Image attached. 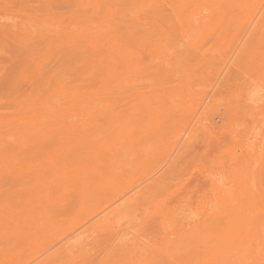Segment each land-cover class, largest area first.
<instances>
[{"label": "rangeland", "instance_id": "374dc122", "mask_svg": "<svg viewBox=\"0 0 264 264\" xmlns=\"http://www.w3.org/2000/svg\"><path fill=\"white\" fill-rule=\"evenodd\" d=\"M17 1V3L15 2V0H12V1H8L7 2V0H0V25L2 24V21H3V23L4 24H2L1 25V27H3L2 29H4L5 28V31L4 30H0V69H2V72H1V70H0V74L1 73H3L2 74V76L0 77V91H1V93H4V95H6V96H8V97H4V95H0V98L2 99H0V121L1 122H3V123H7V124H9V122H14V124L12 123V125L10 126V127H8V126H5V125H0V137L2 136V134H6L7 136H8V138H7V136L6 135H3L2 137L3 138H5L4 139V141L5 142H3V143H6V144H8V145H3L1 142H0V146H1V148H0V165L2 166H0L1 168H0V217H2L1 216V210H4L5 208V205H10V204H12L13 202H15V199H19L20 197H21V195H25L24 193H26L25 191L28 189V191H30L32 188H33V186H31L32 184H31V182H33V181H35L36 179H37V177L40 175V173H41V171H40V169H36L38 172H36V170H30V169H23V173L21 172V170H20V172H18V171H16V170H14L13 172H12V170L13 169H5L6 167H5V164H7V162H11V164L13 163L14 165H16V164H18V160H19V162L22 160V162H26V161H30L31 159H37L38 158V156H37V153L36 154H34V150L32 149L33 147H31L32 145H37V142L36 141H33V140H30L29 141V143L27 142H24V139H20V137L21 136H19L18 134L16 135L15 134V127L18 125V123L17 122H15V120H17V116L19 115V114H21V113H16L17 111H18V109L20 108V106H23L22 104H25V102H29V103H31V101H34V102H36V99L34 98V99H32L33 98V96H34V92H35V89H36V86H38V84L40 83L38 80V77H40L41 75H42V72L45 74V72H46V74L48 75L49 73L51 74V72H63V70H64V72H66L67 70L66 69H68V71L67 72H69V69H70V66H71V60H69V62H68V59L69 58H71L72 56L70 55L71 53L70 52H67L68 50H71V46H70V43L69 42H66V41H68V39H69V41L71 42L72 41V36H68V37H65L64 35H63V32H62V27L61 26H64L65 24H66V22L64 21V19H66V18H69L68 17V15L70 16V14L72 13V11H74V10H77L79 7H81V6H79V7H77L78 5V0H76L77 2V4L76 3H72V2H69V4L68 5H66L67 4V2H65L66 0H31V2H30V0L28 1V3H27V1L26 0H16ZM21 1H23L22 3H21ZM33 1V2H32ZM68 1V0H67ZM71 1V0H70ZM72 1H75V0H72ZM93 3H92V2ZM105 0H86V2L85 3H90V5H85V8H87V7H92V5H95L97 2H100V3H102V4H105V2H107L108 0H106L105 2H104ZM111 3H114L115 2V0H109ZM109 1H108V3H109ZM125 1V3L123 2V0H121V2H120V0H119V2H118V0H117V2H116V4L114 3L113 5H114V8H116V9H118L119 10V13L118 14H120V15H118V23H122V21H123V19H124V24H125V26H123V27H125L126 29L129 27V26H131V28H128L131 32H130V34L132 35V33H133V35L134 36H131L130 34H129V31L127 32L128 34H129V36H130V38L131 39H133L134 37L136 38H141L140 40H142L143 39V37H144V39H147V37H148V33L150 34V32L152 31V29L150 28L152 25H150V24H148V22L151 20V19H153L154 17V15L153 16H151L152 15V13L153 14H156V12L154 13L153 11L155 10V9H153L152 11H150L148 8V6H144V7H142V5L141 6H139L141 3L140 2H142L143 0H141V1H138V0H136V4H135V0H124ZM134 1V2H133ZM147 1V0H146ZM166 1H168V2H166ZM170 1L172 2V4L170 3ZM174 1V2H173ZM179 0H163V2L161 1V8H162V10H161V12L164 14L165 13V11L164 10H166V13L165 14H167V20H170L169 21V23H171V21H173L175 24H174V28L171 30V33H170V35L169 36H171V38L170 39H168L167 40V47H166V45L165 46H163L164 48V50L163 51H165L166 49V54H167V58H168V55H171L172 56V58L175 56L174 55V52L176 51V46L177 47H179V44H181V46H180V48H182V49H184V51H183V54L185 53V54H189L188 56L186 55V57L188 58L189 56H191V58L192 59H190V57H189V59H190V61L191 62H193V61H195V60H197V58H196V53L198 54V59H202V60H198V62H196V64H194V63H192L193 65H195V66H193L192 64H190L191 62H189L188 61V63L186 62L187 60V58L185 57V55L183 56V57H185L183 60L189 65V66H191V67H194V69L193 68H189V66L187 67L186 66V70L188 71V70H190V69H193V70H191L190 71V73H189V71L187 72L186 70L185 71H183V72H185V73H183V72H177V70L174 72L175 74H173V72H172V74H171V72L170 71H172L174 68H171V67H175V68H177L176 67V64L174 63V61H172L171 60V58L169 59H167V69L168 70H170V71H168L167 73L170 75V79L169 80H166V81H163V79H164V77H166L167 79H168V74H166V73H164V77H162V79L161 78H158V81H159V79H160V81H162L161 83H158L157 82V79L155 78V77H158V76H163L162 74H163V72H161V74H160V72H159V74L160 75H158V72H157V69L155 68V66H157L158 64H160L161 63V59H164V58H161V53H162V57H164V52H162V51H158L160 54H158V52H156L155 53V51H150L152 54H154L153 56H151L152 54L151 53H149V51L147 52V50H146V53L147 54H145L144 56L145 57H147L146 55H149L148 57L150 58H153L154 56H156L155 58H158V60H157V62H159V63H156V59H151L150 58V60L152 61H150V60H148L147 58H145V62L148 64V69H147V71H149V73L151 72V80H153V78H155V81L158 83H156L155 81H151L150 80V78L148 79V77H149V74H148V72H146L147 74H142L141 73V75H140V77L142 78V80H143V82H139V81H142L141 80V78H140V80L138 79L137 81H136V87H135V89H128L127 90V88H126V90H124V91H122V92H116V91H111V92H109V93H107L106 94V96H108V97H110V98H108V102H110V104H105V102H106V99H107V97H106V99H105V102H104V107H103V104H101L100 106H92V107H89L88 108V112H90L91 114H90V116H89V118H90V122H88V123H86L87 121L86 120H81L82 118H78V119H74L73 120V122H71V124H70V127L71 126H73V127H71V128H74V125H75V127L76 128H74L77 132H80V133H86V131H87V133L89 132V134L91 133V132H96V130H97V132L99 131V133L101 134V132L102 131H104L102 134H104V133H106L105 131H110V130H113L114 129V126L116 127L117 125H118V123L117 122H121L120 124H123V122H124V124H123V127L124 126H128L131 130H133L132 132L133 133H135V134H137V132H139L137 135H135V137H137L136 139L138 140H136L137 142H139V141H141L140 140V136H141V134H143L142 132H144L146 135L148 134V135H151V133H152V135L153 134H155V135H153V136H155L154 137V140H155V138H156V143H155V141L152 139V142L151 141H149L151 144L149 145V142L147 141V143H146V140H150V137H153V136H148L147 135V137H146V135H144L143 134V136L141 137L142 139L144 138L145 139V142H144V139H143V143L141 142H139L140 143V145L137 147V145H138V143L135 141V144L133 145V147L131 148L132 150H133V154H136V156L137 155H139L140 156V158L139 159H137V157H134V159H132L131 161H132V164H134L133 166H131V168H127V169H125L124 170V174H123V177L125 176V172H128V173H130V170L131 171H135V173L133 172V173H130L131 175H129V176H127V174H126V176L124 177V178H122L121 180H122V187L120 188V191H122L124 188H125V186H127V184H126V182H128V183H130V189L132 190V191H134V192H136V191H138V190H142V194L140 193V197H142L143 196V194H146L148 197H150V196H155V197H157L158 195H161V194H163V196H164V198H163V196L161 197H158V198H155V197H151V198H146L143 202H141L140 204H139V207H138V209L137 210H135L136 212H134V213H123V214H121L120 216H121V219L120 220H113L112 222H103L101 225L100 224H98L100 227H98L97 225H96V221L100 218V217H102L108 210H111V208H107V207H109V206H107L108 204H107V202H105L106 200H105V195H101V193H103V191H109L108 190V188L106 189L105 187H104V185H102V184H99V183H97V184H99V185H95V184H92V185H90V187H89V189H91L92 188V190H91V192L89 193V194H87V196H86V198H85V201H87L86 203H81V202H79L78 201V199L76 198V196L75 195H72L71 196V200H72V203L71 204H68L69 202H65V201H63L62 203H59L57 206V209L58 208H60V209H55L56 207V205H54V206H48L47 207V210H48V208L51 210L52 209V211H46V213L44 212L43 214H42V216H39V217H41L40 219L39 218H37L38 219V221L40 220V222L42 221L43 223H45V221H46V219H44L45 217L47 218V216H46V214H49V212H53L54 214H52V216H54L55 217V215H57L56 216V218H54V217H52L54 220L52 221V219H51V216H50V218H49V216H48V218L50 219L49 221H50V223H52V225L56 222V220H57V223H55V225L54 226H56V224H57V227H56V229H55V227H54V229L56 230H54L55 232H53V234L52 233H49V234H51V235H53V236H51V235H48V236H50V237H48L47 235L44 237V236H40V235H38L37 234V239H35L36 238V236L32 233V232H34V231H32L31 232V234L29 233V234H27V236L29 237V236H31V238H28V240H30L31 241V244H30V246H29V248H27V247H25L24 248V250H23V248L22 247H24V246H20L21 245V243H20V245H18V244H16V242H18V241H16V240H14V239H10V238H13V237H8V239H9V242H8V239H6L7 237H6V235H3V234H1L0 233V235H2L3 237L1 238V236H0V256H5V253H9L8 255H9V257L7 256V257H5L3 260H2V262H0V264H21V262H22V264L24 263V264H37L39 261H40V259H43V257H45L47 254H49V253H53L54 252V255H55V257H60V256H64L65 254H66V252H64L65 250V246H66V243L67 242H69V241H71V240H77L76 238H78L79 239V236H78V234L79 233H81V232H86V233H84L83 234V236L81 237V241H80V243H81V245H80V249L77 251V252H75V254L73 255V256H71L70 254H66L65 255V257H62V260L61 261H59L58 263L56 262V264H132V262H133V264L135 263V264H169L170 262V264H175V263H179V262H181V263H185V264H197V262H199L198 264H264V253L263 254H260V253H257V251L254 253V256L256 257V255H258V262L256 263L255 262V260L253 259V261H254V263L249 259V256H248V253L245 255V253L246 252H244V250H245V248L246 249H248L249 248V245H252V246H254L255 244H256V242L258 241V240H260V239H262V237L260 236V234L259 233H257V234H255V235H253V232H251V234H252V236H251V234H249V233H247L246 232V230H245V226L243 225V223L242 222H235L230 216H228L227 218H223L222 216L220 217L219 216V214L220 213H218V214H216V212H215V210L217 211V210H219V209H217L216 207H217V204H211V202H210V200L212 199V200H214V198L216 197V195H215V193H216V190L215 189H218V188H221V189H224V190H228L229 188H228V186L230 187V183H231V187H230V191H231V189L233 188V189H235V187H237L238 185L239 186H242V184L244 185V183H246V182H251V184H252V181H254V183L253 184H256L257 185V187H258V183H259V188L262 190V188H263V193H264V166H263V164H264V162L262 161L263 159H264V142H262V144H261V150H263V152L261 151V150H257V154H256V156H254L255 157V160H253V159H251V158H249L250 160H249V170H248V172H247V175H248V177L250 178H248L245 174H241L239 171H237L238 169H236V170H234V171H236V173L233 171V169L232 168H235L236 167V165H237V163H240L241 161H242V152H241V150H240V148L238 147V145H237V147H236V144H240V141H239V139L240 140H243L242 138H243V132H241V134H240V131L242 130V129H244V127L243 126H239L240 125V122L241 121H243V117L242 118H240V121H239V119H238V116H237V113H238V111H237V101L239 102V97L237 96V95H234V94H236L237 92H240V87H239V85L237 86L236 84H234V82L235 83H237V84H240L241 82H243V80H245V79H243V78H245L246 77V79L247 80H250L251 81V78L253 77V78H255L256 76H257V81H259V84L261 85V95L264 97V52H263V49L262 48H258V47H263L262 45L260 46L259 44H256L255 46L253 45V47H252V49L254 50V49H256V51L258 52H256V54H255V51H253V50H251V49H248L249 51H248V53L247 54H245V55H247V57H249V58H247L246 56H239L238 57V54L240 53V50L242 49V47L244 46L243 45V42H239V40H241L243 37H244V39L246 38H248L249 37V35L248 34H250V33H247V35H245L244 36V34H239V33H233V35L232 34H230L231 36H229V35H227V38L226 39H229V40H226V43L229 45L230 44V42L232 43V46L230 47V46H226V43H225V45L223 44H219L220 42H222L221 40H219L218 38H220V34H221V31L218 29V28H216L217 30H219V32L216 30V29H214V34H208V35H206L205 36V38H203L204 37V35L201 37V39L199 40L200 42L197 44V43H195L196 44V46L195 47H198V48H191V47H188L187 45V43H190V42H192V40H190L189 38H187L186 37V32L185 31H183V29H182V27H183V25H180L178 22H176L175 20V15L174 14H172V10H173V8H181L182 6L181 5H184V2L182 3V2H178ZM15 2V3H14ZM20 2V3H19ZM25 2L27 3V5H26V7H25ZM29 2H30V4H29ZM54 2V3H53ZM65 2V3H64ZM123 2V3H122ZM131 2L132 3H134V4H132V5H130L131 4ZM166 2V3H165ZM176 2V3H175ZM5 3H6V5H5ZM92 3V4H91ZM140 3V4H139ZM162 3H163V5H162ZM165 3V4H164ZM169 3L173 6L172 8H170L171 6L169 5ZM178 3V4H177ZM10 4V5H9ZM31 4H32V6H31ZM71 4H73L74 5V7L75 8H77V9H74L73 7H70V5ZM137 4H138V7H137ZM176 4V5H175ZM180 4V5H179ZM72 5V6H73ZM77 5V6H76ZM80 5V4H79ZM124 5L126 6V7H128V14L126 13V10H127V8H126V10H125V8H124ZM167 5V7H165V9H164V6H166ZM175 5V6H174ZM14 8H13V7ZM30 6L33 8H31L30 9ZM68 6H69V8L71 9H69L70 11H71V13H68L69 12V10H68ZM131 6H134L133 8H135V10H132L131 12L129 11L130 10V8H131ZM163 6V7H162ZM12 7V8H11ZM22 7H24V8H22ZM27 7H29L28 9H30L31 10V12H30V10H29V14H26L28 11H27ZM82 7H84V6H82ZM79 8L77 11H80V12H82L81 10L83 9L84 11H86L85 10V8ZM130 7V8H129ZM140 7V8H139ZM16 8H20L19 10H20V12H19V10H18V12H17V10H15ZM21 8L22 9H26V11H22L21 10ZM47 8H48V11H45V12H41V11H38V10H41V9H45V10H47ZM52 8V11L50 10ZM74 10H73V9ZM137 8H139V10L137 9ZM151 8V7H150ZM192 7H190V6H188V13H190L189 11H191L192 9H191ZM132 9V8H131ZM148 9V10H147ZM42 10V11H43ZM49 10L52 12V13H50L49 12ZM125 10V11H124ZM141 11V14L140 15H142L143 13V17L144 18H142V19H140L138 16H137V14L139 13ZM172 11V12H171ZM7 12V13H6ZM24 12H26L25 14V16L23 17V13ZM46 12H48V14L46 13ZM62 13L63 12V14L61 15L60 13ZM66 12V13H65ZM123 12H125V14L123 13ZM145 12H147V13H145ZM151 14H150V13ZM191 12H194V8H193V11H191ZM11 13V14H10ZM37 13H39V14H37ZM56 13H59V14H56ZM123 13V15H122V17H120L121 16V14ZM13 14H15V15H13ZM40 14H44L42 17H44V18H40ZM90 14V16H92V17H95V16H93V15H97V13H95V14H93V12H90L89 13ZM88 14V15H89ZM127 14V15H126ZM133 14H135V15H133ZM17 15V16H16ZM22 15V16H21ZM32 15H34L33 17H31ZM48 15L50 16V18L48 17ZM57 15V16H56ZM60 15V16H59ZM124 15H126V16H124ZM131 15V16H130ZM6 17V18H3V17ZM13 16V17H12ZM22 18H21V17ZM27 16H29V17H27ZM36 16H38V17H36ZM64 16H66V17H64ZM97 16H99V15H97ZM97 16H96V18H97ZM129 16V17H128ZM174 16V17H173ZM17 17V18H16ZM25 17H26V19H25ZM53 17H55V19L53 18ZM57 17V18H56ZM136 17V18H135ZM146 17V18H145ZM12 18L15 20L14 22H12ZM34 18V19H33ZM52 18V19H51ZM63 18V19H62ZM151 18V19H150ZM171 18H173V19H171ZM21 19V20H20ZM42 22H41V21ZM48 20V21H47ZM62 20V21H61ZM28 21H30L31 23H29ZM36 21H38V22H36ZM40 21V22H39ZM55 21V22H54ZM57 21V22H56ZM140 21V22H139ZM26 22H28V23H26ZM35 22V24H33L32 25V23H34ZM59 22H61V24L59 23ZM64 22V23H63ZM172 22V23H173ZM7 23H13L12 25H15L16 26V28H14L15 26H13L12 27V25L11 24H7ZM15 23V24H14ZM146 23V24H145ZM177 23V24H176ZM28 25V26H26V25ZM31 26H30V25ZM46 24H48V25H46ZM64 24V25H63ZM123 23H122V25H124ZM145 24V25H144ZM23 25V26H22ZM39 25V26H38ZM122 25L120 24H118V25H116V28L119 30H116L118 33L120 32V34H118V35H120V37H122V35H121V32H122ZM128 27H127V26ZM176 25V26H175ZM179 27H178V26ZM6 26V27H5ZM24 26H26L25 28H27V27H31V28H33L34 29V31L36 32L35 34H34V32H33V29L31 30V28L29 29H25L24 28ZM43 26V27H42ZM47 28V26H50L51 28H47V29H45V27ZM145 26H146V30H147V28L149 27V29L151 30H147V32H146V30L144 29L145 28ZM180 26H181V29H177V27L178 28H180ZM24 29V32H23V29ZM56 27V28H55ZM153 27V26H152ZM154 27H156L155 29H158L159 30V28H157L158 26H156V25H154ZM153 27V28H154ZM21 28V29H20ZM40 28V29H39ZM56 29V32L54 31V29ZM125 28H123L124 30H125ZM1 29V28H0ZM15 29V30H14ZM132 29V30H131ZM175 29H177V30H175ZM10 30V31H9ZM14 30V31H13ZM48 30H49V32H50V34H52L53 36H51L50 34H49V32H48ZM53 30V31H52ZM58 30V31H57ZM61 30V31H60ZM144 30V31H143ZM154 30V29H153ZM31 31V32H30ZM127 30H125L124 32H122V34L124 33L125 34V32H126ZM139 31L141 32V34L139 33ZM148 31H150V32H148ZM177 31H179L178 33H177V35H176V32ZM213 31V30H212ZM212 31H210L209 33H212ZM2 32V33H1ZM3 32H4V34H3ZM39 32V33H38ZM134 32H135V34H134ZM159 32H160V30H159ZM137 33H139L140 35H141V37H140V35L139 34H137ZM152 33V32H151ZM241 33V32H240ZM244 33V32H243ZM8 34V35H7ZM50 35V37H48L49 35ZM123 34V36L124 37H122L123 39L124 38H128L129 39V36H128V34H125L124 35ZM138 36H137V35ZM147 36H146V35ZM154 35H155V33H153ZM153 34H152V36H153ZM181 34V35H180ZM196 33H193V35L192 36H197V34L195 35ZM207 34V33H206ZM215 34H218L219 35V37H217L218 35H215ZM5 36V38H3V36ZM19 35L20 36H23V37H19ZM58 35V36H57ZM158 35V34H157ZM174 35V36H173ZM176 35V36H175ZM210 35V36H209ZM213 35V37H211ZM237 37H236V36ZM239 35H241L240 37H238ZM128 36V37H127ZM173 36V37H172ZM207 36H209V37H207ZM133 37V38H132ZM157 37L158 36H153V38H156V41H158V39H157ZM177 37V38H176ZM184 37V38H183ZM207 37V38H206ZM217 37V38H216ZM17 38H19L20 39V41H17L18 39ZM52 39L51 41H50V39ZM68 38V39H67ZM136 38V39H137ZM216 40H215V39ZM235 38H236V40H235ZM25 39H27V40H25ZM41 39L43 40V41H41ZM45 39V40H44ZM46 39H47V41L49 40V42H47L46 41ZM71 39V40H70ZM174 39V40H173ZM221 39V38H220ZM231 39H233V40H235L234 41V43H233V41L231 40ZM13 40H15V43H13L12 41ZM40 42V43H38V41ZM62 40H63V42H62ZM66 40V41H65ZM178 40V41H177ZM204 40V41H203ZM217 40L218 41H220V42H217ZM28 41V42H27ZM30 41V42H29ZM32 41V42H31ZM35 41H37V42H35ZM56 43H54V42ZM64 41H65V44H67V46H65V45H63L64 44ZM189 41V42H188ZM218 43V45H215V43L216 42ZM236 41H237V43H236ZM19 42V43H18ZM21 42V43H20ZM26 42H27V44H26ZM47 42V43H46ZM51 42V43H50ZM178 42H179V44H178ZM183 42V43H182ZM215 42V43H214ZM19 44L20 46H18V45H16V44ZM28 43H30V44H28ZM48 45L47 47L45 46L46 44ZM61 43V44H60ZM81 43V42H80ZM170 43H171V45H170ZM200 43H202V45H199ZM239 43V44H238ZM14 44L16 45L15 47H14ZM38 44V45H37ZM53 44V45H52ZM82 44H83V42H82ZM169 44V45H168ZM172 44H174V45H172ZM195 44H192V45H195ZM236 44H237V47H236ZM12 45V46H11ZM55 45V46H54ZM59 45V47L58 48H53V46L54 47H57ZM191 45V44H190ZM231 45V44H230ZM239 45V46H238ZM242 45V46H241ZM64 46L65 47V49L67 50H65L64 49V47L62 48V47ZM153 47V44H150V47ZM170 46L173 48V50H172V48H170ZM185 48H184V47ZM199 46H202V47H200L199 48ZM215 46V47H214ZM219 46V47H218ZM234 46H235V48H234ZM250 46H252L251 44L249 45V46H247V47H249V48H251ZM13 47V48H12ZM25 48V50H29L28 52L27 51H25L24 50V48ZM45 47H46V49H45ZM149 47V46H148ZM148 47H146L147 49H149ZM150 48V49H154V48ZM155 47V46H154ZM218 47V48H217ZM229 47L230 48H232V49H229ZM240 47V48H239ZM18 48H19V50H20V48L22 49L21 51H19L18 50ZM52 48L53 49H55V51L54 50H52ZM60 48H62L63 49V51H64V53H65V51H66V55H67V53L71 56H69L68 57V55L67 56H62V57H60V58H58V56L59 55H62L63 54V52H62V54H59V52H60ZM69 48V49H68ZM166 48V49H165ZM170 48V49H169ZM219 48H221V49H219ZM223 48H225V50L223 49ZM228 48V49H227ZM236 48H237V50H236ZM15 49H17V50H15ZM57 49V50H56ZM174 49H175V51H174ZM187 49V50H186ZM190 49L192 50V51H190ZM257 49H259V50H257ZM262 49V50H261ZM38 50H40L39 52H40V54H38ZM172 50V51H171ZM204 50V51H203ZM206 50V51H205ZM210 50H212V52H211V54H210ZM229 51V52H226V51ZM17 51H19V52H17ZM22 51H24L23 53H21ZM37 52V54H35V52ZM54 51V52H53ZM171 51V52H170ZM196 51H198V52H196ZM232 52V57H231V55H229L228 53H231ZM233 51H235V52H233ZM10 52L11 53H13L14 54V56H15V54H17L15 57L14 56H9V55H13V54H10ZM34 52V53H33ZM57 52H58V55H57ZM173 52V53H172ZM177 52V51H176ZM190 52H191V54H190ZM192 52H193V54H192ZM194 52H195V54H194ZM200 52V53H199ZM222 52H223V54H222ZM251 52H254V53H251ZM24 53H32L31 55H29V54H24ZM42 53V54H41ZM56 53V54H55ZM170 53V54H169ZM202 53H204V54H202ZM206 53V54H205ZM220 53V54H219ZM224 53H225V55H226V57L224 56ZM236 53V54H235ZM19 54H22V55H24V56H22V58H21V56H19ZM53 54V55H52ZM176 54V53H175ZM210 56H209V55ZM218 54L220 55V56H218ZM229 56H228V55ZM29 55V56H28ZM41 55V56H40ZM221 55H222V58H221ZM236 55V56H235ZM249 55V56H248ZM250 55H251V57H250ZM255 55V57H253ZM20 57V59H23L24 60V57H26L27 59L26 60H30L29 62L31 63V65L33 66H35V67H37V69L36 68H33V67H31L30 66V64L28 63V61L26 62L25 60V64L26 63H28L26 66L28 67V69L27 68H25L26 66H22L21 65V63H23L24 64V62H21V63H19V61H17L18 60V58ZM56 56V58H55V60L56 59H61V58H64V57H67L65 60L63 59H61L62 61H60V63L61 62H63V63H65V65L64 64H60V63H56V61H58V60H54V57ZM201 56H202V58H201ZM218 56V59L217 58H215V60H213L214 59V57H217ZM224 56V57H223ZM227 56H228V60H227ZM10 57H13V59L12 58H10ZM17 57V58H16ZM36 57H37V59H36ZM231 57V58H230ZM235 57H237V58H235ZM40 58V59H39ZM196 58V59H195ZM229 58H230V60H229ZM19 59V60H20ZM44 59V60H43ZM52 59V60H51ZM195 59V60H194ZM204 59V60H203ZM217 59V60H216ZM231 59H233V60H231ZM234 59H235V61H234ZM254 59V60H253ZM12 60H16L18 63H19V65H21V69H22V71H21V69H20V71H18V72H20V74H21V76H20V74L19 73H17V71L16 70H14V65L15 64H17V62L15 61H13L14 63H12ZM42 60V61H41ZM160 60V61H159ZM169 60V61H168ZM211 60H212V63L213 64H209V65H205L206 64V62H207V64L209 63V62H211ZM225 61V63H224V61ZM241 60H244V62L245 61H248L247 63L249 64V63H252V64H249V67H247L248 65H247V63H246V65L244 66V62H242ZM5 61V62H4ZM7 61H9V62H7ZM22 61V60H21ZM66 61V62H65ZM148 61H150L151 62V64L150 63H148ZM154 61V62H153ZM170 61H171V63H170ZM204 61V62H203ZM206 61V62H205ZM209 61V62H208ZM228 61H231L232 62V64H231V62H228ZM238 61H239V63L241 64H239L238 63ZM256 61V62H255ZM7 62V63H6ZM223 62V63H222ZM226 62H227V64L228 65H226ZM6 63V64H5ZM33 63V64H32ZM34 63H36V65L34 64ZM155 63V64H154ZM185 63V64H186ZM200 63L202 64V65H200ZM203 63H205V64H203ZM235 63H237V64H235ZM11 64H13L12 66H13V68H11L12 66H11ZM24 64V65H25ZM68 64V65H67ZM186 64V65H187ZM223 64V66L225 67H221V65ZM240 66H239V65ZM256 64V65H255ZM30 67H29V66ZM37 65H40V67L39 66H37ZM199 65V68L197 67ZM261 65H263V66H261ZM11 66V67H10ZM45 67V70H44V67ZM169 66H171V67H169ZM201 66H202V68H201ZM205 66V67H204ZM208 66V67H207ZM212 67L214 70H215V68H216V72L215 71H213V69L212 68H210V67ZM219 66H220V68H219ZM236 66V67H235ZM16 67L18 68V67H20V66H18V64L17 65H15V69H16ZM25 68V69H23V68ZM41 67H43V69H41ZM151 67V68H150ZM207 67V70H209V68H210V72L209 71H207L206 69H204V68H206ZM226 67H227V69H226ZM230 67V68H229ZM233 67L235 68V69H233ZM237 67H240L239 69H240V71H239V69L237 70L236 68ZM244 67V68H243ZM254 67V68H253ZM9 68H11L10 70L12 71V69H13V71H16V72H14L15 74L17 73V75H16V77H15V75H14V77L15 78H17V76L18 77H20V79L22 78V80L24 79H26L25 80V83H23L24 81H21V80H19L18 78L16 79V81H15V79H13L14 81L13 82H17V84H18V80H19V85L21 86V90H20V92L18 93V92H15V88H16V90H19V88H17L16 86L17 85H14L12 82H10V81H12L11 79H10V77H8L9 75H8V73L7 72H9ZM29 68L30 69H34L35 70V74H33L34 72H32V73H30L31 71H34V70H29ZM53 68V69H52ZM55 68V69H54ZM154 70H153V69ZM198 68V69H197ZM201 68V70H199ZM218 68V69H217ZM224 68V69H223ZM232 68V69H231ZM250 68H252L251 70H250ZM263 68V69H262ZM19 69H17V70H19ZM58 69V70H57ZM151 69V70H150ZM228 69H229V71H228ZM230 69L232 70V71H230ZM24 70H26V71H24ZM30 72H29V71ZM38 70V71H37ZM54 70V71H53ZM66 70V71H65ZM175 70V69H174ZM195 70H199L198 72L197 71H195ZM202 70H204L203 72H205L206 74L208 73V75H206V74H204L203 72H202ZM222 70H223V72L225 73H223L222 72ZM247 72H246V71ZM28 71V72H27ZM50 71V72H49ZM214 73H213V72ZM218 71V72H217ZM226 71V72H225ZM244 71V72H243ZM248 71H250L251 73H249ZM8 75H6L5 73ZM47 72H49V73H47ZM176 72L177 73H179V74H177V76H175L176 75ZM192 72L194 73H197L198 74V76H199V80L197 79L198 78V76H196L197 74H194V75H192ZM199 72H200V74H199ZM246 72V73H245ZM12 74H13V72H11ZM23 73V74H22ZM32 74L31 76H30V74ZM157 73V74H156ZM211 73V75H209ZM219 73H222V74H219ZM226 73L228 74V75H226ZM247 73H248V75H247ZM9 74H10V72H9ZM45 74V75H46ZM181 74H182V76H181ZM187 74V75H186ZM238 74H240V78H239V75ZM244 76V77H242V75ZM257 74H259V75H257ZM34 75H37V77L36 76H34ZM39 75V76H38ZM148 75V76H147ZM155 75V77H153ZM158 75V76H157ZM171 75H172V77L173 78H171ZM180 75V76H179ZM183 75H184V78H183ZM186 75V76H185ZM190 75H192V76H190ZM204 75H206L205 76V79H206V77L208 78V80L209 81H204ZM222 75H224V76H222ZM225 75H226V78L224 79L225 81L223 82L224 84H226V86H224L222 83H221V80L223 81V77H225ZM250 75H252V76H250ZM262 75V76H261ZM7 76V77H6ZM11 76H13V75H11ZM26 76V77H25ZM29 76V77H28ZM147 76V77H146ZM190 76V77H189ZM222 76V77H221ZM229 76V77H228ZM248 76V77H247ZM255 76V77H254ZM262 78H261V77ZM13 77V78H14ZM32 77V78H31ZM138 77V76H137ZM148 79V80H146V78ZM175 77H177V78H179V80L177 79V80H175L176 78ZM183 78V79H181V78ZM194 77V78H193ZM216 77V78H215ZM219 77V78H218ZM12 78V77H11ZM37 78V79H36ZM165 78V79H166ZM175 78V79H174ZM190 79V78H193L192 79V81L191 82H187V83H190V85L192 86H190L189 84H185L184 83V81H181V80H185V82L187 81L186 79ZM218 78V79H217ZM221 78V79H220ZM231 78H233L232 79V81L230 80ZM249 78V79H248ZM5 79H6V81H5ZM30 79V80H29ZM215 79H217V82L218 83H216L215 81ZM239 79H241V81L239 80ZM7 80H9V81H7ZM174 80V81H173ZM198 80V81H197ZM219 80H220V83H219ZM230 80V81H229ZM236 80V81H235ZM5 81V82H4ZM28 81H30V83L31 84H27V83H29ZM159 81V82H160ZM180 81V82H179ZM200 81V82H199ZM202 81V82H201ZM239 81V82H238ZM261 81H263L262 83H261ZM27 82V83H26ZM145 82V83H144ZM146 82H147V84H146ZM152 82H154V83H152ZM163 82H165V83H163ZM172 82V83H171ZM174 82L176 83V85L174 84ZM179 82V83H178ZM193 82V83H192ZM233 82V83H232ZM5 83V84H4ZM6 83H7V85H9V83H10V85H11V83L14 85L13 86V88H9V89H13L12 91H9V89L7 90V88L5 89V86L4 85H6ZM21 83H22V85H21ZM142 83H143V85L145 84L146 85V88H147V86H149L150 87V85H152V86H154V85H160L161 87H163V89H165L164 87L166 86V88H167V86H168V91H167V89L166 90H162V88L161 87H159V88H161V89H159V91L160 92H158V94H156V92H157V90L158 89H156L158 86H155V87H150V90H151V88H154V90L152 89V91H150V90H148V88H147V91H149L148 92V95L147 94H145V93H147V92H145L144 93V91L143 90H145V88H143L144 86L142 85ZM167 83V84H166ZM168 83H169V85H171V84H173V85H171V88L172 89H169L170 87H169V85H168ZM181 83H183L185 86H183V84L182 85H180ZM202 83V84H201ZM211 83H214L215 84V88L214 89H210V88H212V87H214L213 85L214 84H212L211 85ZM229 83V84H228ZM16 84V83H15ZM25 84H27V85H25ZM193 84V85H192ZM218 84L219 85H222V86H224V87H222V86H218ZM234 84V85H233ZM3 86V88H2V86ZM10 85L8 86V87H10ZM43 85V84H42ZM206 85H208V86H206ZM231 85H233V86H231ZM235 85L237 86V88L234 90V88H235ZM19 86V87H20ZM141 86V87H140ZM143 86V87H142ZM173 86V87H172ZM195 86V87H194ZM209 86H210V88H209ZM7 87V86H6ZM12 87V86H11ZM23 87H24V89L25 88H27V89H25L26 91H24L23 93H21L22 92V90H24L23 89ZM30 87V88H29ZM34 87V88H33ZM45 87V86H44ZM182 89V91H183V93L181 94L180 92H182V91H180L181 89ZM185 87V88H184ZM188 87H191L190 89L188 88ZM222 87V88H221ZM226 87V89H223V88H225ZM229 87V88H228ZM2 88V89H1ZM195 88V91L197 90V92H196V94H198V95H194L195 94V92H194V90H191V89H194ZM197 88V89H196ZM217 88V89H216ZM218 88H220V89H218ZM233 88V89H232ZM179 91H178V90ZM210 89V90H209ZM216 89V90H215ZM226 90V92H224L223 90ZM5 90H7V92H6V94H5ZM133 90V91H132ZM162 90V91H161ZM174 90V92H172ZM184 90H185V92H184ZM189 90V92H187L186 93V91H188ZM219 91V93L220 94H222V95H220L219 93H218V91ZM227 90H228V92L229 93H227ZM230 90H232V91H230ZM237 90V91H236ZM14 91V92H13ZM126 91V92H125ZM130 91V92H129ZM146 91V90H145ZM153 91H156L155 93H153ZM164 91V92H163ZM171 93H170V92ZM175 91H178V92H175ZM192 91V92H191ZM214 93H213V92ZM221 91H223V92H221ZM236 93H235V92ZM10 92H13V94L12 93H10ZM26 92V93H25ZM152 92V93H151ZM163 94H162V93ZM191 92V94L190 95H192V96H189L188 94ZM231 92H233V93H231ZM9 93H10V95H11V98H9ZM115 93H117V94H115ZM141 93H143V95H141L142 96V98H144V99H142V98H140L141 96H139ZM150 93H151V95H150ZM159 93H161V94H159ZM193 93V94H192ZM217 93H218V95H219V97L218 96H216L217 95ZM224 93H226V94H224ZM231 93V95H230V97H229V94ZM15 94V95H14ZM131 94V95H130ZM138 96H137V95ZM169 94H170V96H169ZM173 94V95H172ZM181 96H180V95ZM237 94H239V93H237ZM18 95H20V96H18ZM113 95V96H112ZM129 95L130 96H132V97H129ZM133 95H136L135 97L133 96ZM146 96V97H143V96ZM152 95H153V97H152ZM155 95H156V97H157V99L155 98ZM159 95V96H158ZM163 95L165 98H161L162 100H160V98L159 97H161V96ZM166 95L168 96V97H166ZM183 95V96H182ZM208 96V99H207V96ZM213 96V98L216 96V99H215V102H216V104H217V106H216V104H214V102L213 103H211V105L209 106L208 104L210 103V97L211 96ZM225 95V96H224ZM14 96V97H13ZM16 96V97H15ZM17 96H18V98H17ZM162 96V97H163ZM176 96L178 97V99L176 98ZM186 96V97H185ZM196 96V97H195ZM228 96V97H227ZM236 96V97H235ZM13 97V98H12ZM138 99H137V98ZM185 97V98H184ZM187 97H188V99H187ZM193 97H194V100H195V102L196 101H198V99L200 100V102L198 101V102H196L198 105H199V107H198V105L196 104V103H194V100H193ZM6 98V99H5ZM10 100H9V99ZM114 98V99H113ZM129 98V100H127ZM148 98V99H147ZM149 98H150V100H149ZM153 98L155 99V102H156V100H157V102L156 103H154V105H152L153 104ZM167 98V99H166ZM223 98H226V99H223ZM230 98V99H229ZM234 98V99H233ZM237 100H236V99ZM3 99H5L4 100V102H6V104L7 105H9V106H6V104H4V102H3ZM13 101H12V100ZM110 99H111V101H110ZM143 100L141 103H140V101L141 100ZM145 99L147 100V106H151L152 105V109L151 108H149V107H147L149 110H152V114H150V115H145L146 114V111H148L147 110V108L145 107V109H144V105L143 104H145L144 103V101H145ZM169 99V101L170 102H172V103H170L169 101H167ZM185 99V100H184ZM201 99H204V100H201ZM228 99V100H227ZM233 99V100H232ZM239 99V100H238ZM17 100V101H16ZM25 100V101H24ZM120 100V101H119ZM126 102H125V101ZM137 102H136V101ZM167 102H166V101ZM172 100H174L175 102H176V104H175V102L173 103V101ZM179 100V101H178ZM181 100H184V102H180ZM11 101L13 102V103H11ZM119 101V102H118ZM130 103V104H128V102ZM135 101V102H134ZM192 101V102H191ZM202 101V102H201ZM206 101V102H205ZM226 101H228V102H226ZM232 101H234V102H232ZM236 101V102H235ZM15 102V103H14ZM113 104H112V103ZM164 102H166V103H164ZM177 102H178V104H177ZM187 102H189V104L187 103ZM232 103V105H231V103ZM264 99H263V101H262V103H261V105H260V107H261V113L263 112L264 113V109H262V107L264 108ZM115 103V104H114ZM120 104V105H118V104ZM135 103H138L139 104V107H141L142 105V107H143V109L144 110H146V111H144L143 109H139L138 108V104H136L135 105ZM169 103V104H168ZM190 103H192V105H193V110H189V109H192V105L190 104ZM230 103V104H229ZM234 103V104H233ZM1 104H3V105H1ZM16 105V106H14V105ZM19 104V105H18ZM160 106H159V105ZM167 104V105H166ZM180 104V105H179ZM182 104V105H181ZM184 104H185V106H184ZM188 104V105H187ZM214 104V105H213ZM225 104H226V106H225ZM5 105V106H4ZM116 105V106H115ZM134 105H135V107H137V108H135L134 107ZM145 105V106H146ZM156 105H158L159 107L158 108H162V105H163V108L162 109H158L157 107H156ZM166 105V106H165ZM175 105V106H174ZM178 105V106H177ZM196 105V106H195ZM208 105V106H207ZM219 105V106H218ZM221 105V106H220ZM223 105V106H222ZM231 105V106H230ZM234 105V106H233ZM130 106V107H129ZM170 106H174L173 108L174 109H176L177 107V109H176V112L174 111V113L176 114H178L179 116L181 115L183 118H186L185 120L183 119V118H180V119H178L179 118V116H178V118L177 117H175V116H177V114L176 115H174L173 113H171V112H173V110H171V111H169V109H168V107L170 108ZM181 106V107H180ZM213 106V107H212ZM6 108V110H4L3 108ZM8 107V108H7ZM9 107H10V111H9ZM14 107V109L16 110V108H17V110L15 111V113H16V115H15V113H14V110L12 109ZM100 107H101V110H100ZM115 109H114V108ZM155 107V108H154ZM185 107V108H184ZM189 107V108H188ZM201 107V108H200ZM204 107V108H203ZM208 107H210L209 108V110L210 109H212L213 108V111L214 110H218V113L219 114H221V113H224V111H225V113H224V115H226V119L228 120V118H229V122H227V120L225 119V121L223 120L224 118H222L223 116H220V117H218L217 119H213L212 120V118H216V117H214V116H216V115H212L214 112L213 111H209V113H208V109H207V112H206V108H208ZM212 107V108H211ZM225 107V108H224ZM231 108V109H233L232 111L230 110V109H228V108ZM99 108V109H98ZM136 109V110H133V109ZM157 108V109H156ZM182 108V109H181ZM196 108V109H195ZM215 108V109H214ZM220 108V109H219ZM2 109V110H1ZM110 109V110H109ZM124 111V113L122 114V110ZM165 109H168V110H165ZM184 109V110H183ZM227 109V110H226ZM103 110V111H102ZM133 110V111H132ZM153 110H155V111H153ZM181 110V111H180ZM195 110V111H194ZM197 110H199V111H197ZM5 111V112H4ZM19 111H20V109H19ZM136 111V112H135ZM158 111V112H157ZM160 111V112H159ZM163 111H167V112H164L163 113ZM180 111V112H179ZM183 111H185L186 113L189 111L190 113L188 114H186L185 112H183ZM193 111V112H192ZM198 113H197V112ZM201 111H202V113H204V115H203V118L204 117H207V118H205L204 120H205V124H206V126H207V123L209 124L208 125V127H205V132H200V134H198L199 132H195L194 133V136H193V138L191 139L192 141H189V142H193V146H192V143H189V142H187L186 143V145L184 146V144L182 145V144H179L178 145V142H179V139H180V131H182L183 129H187L188 128V131H190L193 127H194V124H195V120H196V118H198V115H200L199 114V112L201 113ZM206 113H205V112ZM219 111H222V112H219ZM229 111V112H228ZM10 112V114H8V113ZM21 112V111H20ZM100 112H102V113H100ZM116 112H117V114H119V113H121L120 115H117L116 114ZM140 112V113H139ZM145 112V113H144ZM149 112H151V111H149ZM169 112H170V114H169ZM197 113V115H196V113ZM217 112V111H216ZM4 113V114H3ZM12 113H14V115L12 114ZM98 115H97V114ZM100 113V114H99ZM137 115H136V114ZM144 113V114H143ZM155 113V114H154ZM159 113L160 114H163V117H162V115H160V117H161V119H160V117H158L159 116ZM167 113V114H166ZM191 113H195V116H194V114H192L191 115ZM218 113H217V115H218ZM229 113V114H228ZM231 113V114H230ZM262 113V114H263ZM111 114H112V116H111ZM134 114V115H133ZM182 114H186V116L185 115H182ZM207 114V115H206ZM209 114H210V117H208L209 116ZM216 114V113H215ZM259 114H260V111H259ZM2 115V116H1ZM8 115H9V117H8ZM121 115H123V117H121ZM128 115V116H127ZM144 117H143V116ZM151 115H152V117H151ZM168 115V116H167ZM174 115V116H173ZM206 115V116H205ZM223 115V114H222ZM229 115H231V116H229ZM12 116H13V118H12ZM15 116V117H14ZM100 118H99V117ZM104 116V117H103ZM126 116V117H125ZM131 116V117H130ZM137 116L138 117H140V119L138 120L137 119ZM180 116V117H181ZM185 116V117H184ZM219 116V115H218ZM146 117V118H145ZM193 117H195V118H193ZM233 117V118H232ZM236 119H235V118ZM258 117H259V120H258ZM257 117V119H256V122H261V120H263L264 121V116L262 115H259ZM260 117H262V118H260ZM7 118V119H6ZM91 118H93L92 120H91ZM107 118V119H106ZM125 119V120H122V119ZM164 118H165V121L168 123L167 125H169L170 123L169 122H171L172 120H173V122H174V120H176L177 122H174V125H175V123H177V124H179V122L181 123L182 122V124H181V126H180V124H179V127H181L182 129H179V131H178V129H177V131H174V129L176 128V127H178L177 126V124L175 125V127H174V129H173V123L171 124L172 125V127H170V125L168 126V127H170V128H167V126H164L163 127V122H165L164 121ZM190 118V119H189ZM10 119V120H9ZM96 119H98V120H102V122L100 123V122H98ZM109 119V120H108ZM138 121H137V120ZM145 119V120H144ZM148 119V120H147ZM181 119H182V121H181ZM188 119V120H187ZM193 121H192V120ZM208 119V120H207ZM237 120V122L238 123H236V121L235 120ZM5 120V121H4ZM8 120V121H7ZM131 120V121H130ZM154 120V122L155 123H153L152 121ZM178 120H180L179 122H178ZM186 120H187V123L189 122V124L187 125V123H185L186 122ZM84 122V123H81V124H79L80 122ZM91 121H92V123H91ZM140 121V122H139ZM148 121V122H147ZM185 121V122H184ZM190 121H192V122H190ZM211 121H214V123L213 122H211ZM215 121H216V125H218V128H217V126L215 125ZM223 121L225 122V123H223ZM70 122V121H69ZM98 122V123H97ZM152 122V123H151ZM160 122H162V123H160ZM217 122H218V124H217ZM74 123V124H73ZM76 123L78 124V125H76ZM99 123H100V125H99ZM144 123H146V126H145V124ZM192 123H194V124H192ZM213 124V126H212V124ZM227 123V124H226ZM234 123H236L237 125H235ZM242 123V122H241ZM67 124V123H66ZM66 124H64V126H66ZM87 124H88V126H87ZM106 124V125H105ZM108 124H110V127L108 126ZM113 124H114V126H113ZM149 124H150V126H149ZM156 124V125H155ZM159 126H161V127H158V125ZM191 124V125H190ZM226 124V125H225ZM230 124V125H229ZM231 124H234V125H231ZM14 125H16L15 127H13ZM54 127H57V126H63V124L62 125H60V124H58V121L57 122H55L54 123ZM67 125H69V123L67 124ZM89 125H90V127H89ZM103 125H104V127H103ZM142 125H144V126H142ZM155 125V126H154ZM164 125H166V124H164ZM3 126H4V128H3ZM79 126H80V128H79ZM86 126V127H85ZM187 126V127H186ZM193 126V127H192ZM211 126H212V129L214 128V126H216L213 130H211ZM222 126V129L224 130H222L221 129V131H222V134H220L221 133V131L219 130L220 129V127ZM7 128V131L9 132H6V130H3V129H6ZM89 127V128H88ZM97 127H100V129L102 130V131H100L99 130V128H97ZM113 127V129H111ZM209 127H210V129H209ZM226 127V128H225ZM231 127V128H230ZM241 127H242V129H241ZM2 128V129H1ZM84 128V129H83ZM86 128H88L89 129V131H88V129H86ZM108 128H110V130L108 129ZM133 128V129H132ZM149 128V129H148ZM206 128H208V129H206ZM104 129H106V130H104ZM154 131H153V130ZM156 129L157 130H159L160 131V134H159V131H156ZM168 129V130H167ZM190 129V130H189ZM84 130V131H83ZM141 130V131H140ZM171 130H173V133H171L170 131ZM176 130V129H175ZM206 130L208 131L209 130V132L207 133L206 132ZM2 131H3V133H2ZM5 131V132H4ZM167 131V133H164V132H166ZM213 131L214 132H217V133H213ZM219 131V132H218ZM228 131H229V134H228ZM231 131V132H230ZM11 132H13L12 134L13 135H11ZM210 132H211V134H210ZM57 133V132H56ZM59 133V132H58ZM171 134V137H170V134ZM175 133V134H174ZM206 133V134H205ZM213 133V134H212ZM236 133H239L238 134V136H235L236 135ZM10 134V135H9ZM140 134V136L138 137V135ZM167 134V135H166ZM169 134V135H168ZM218 134H220L219 136H218ZM14 135H15V137H14ZM159 135L161 136L160 138H159ZM181 135H182V133H181ZM197 135V136H196ZM198 135H200V139H199V136ZM209 135H210V137H209ZM212 135V136H211ZM10 136V137H9ZM11 136H12V138L13 139H11ZM17 136H19L18 138H16ZM164 136L166 137V138H164ZM195 136H196V138H195ZM218 136V137H217ZM221 136V137H220ZM264 124H263V132H262V141H264ZM149 137V138H148ZM177 139H176V138ZM182 137H183V135H182ZM203 137H205V138H203ZM208 137V138H207ZM237 137H239L238 139H237ZM245 137V136H244ZM7 138V139H6ZM9 138L11 139V141L9 140ZM27 138V140H29L30 138H28V137H25V139ZM139 138V139H138ZM176 140H175V139ZM222 138V139H221ZM235 138V139H234ZM165 139V140H164ZM196 139H198V141L196 140ZM203 139H205V140H203ZM237 139V140H236ZM8 140V141H7ZM162 140H164V141H162ZM184 140H185V138H184ZM183 140V141H184ZM200 140V141H199ZM206 140H208L207 142H208V145L206 146V147H203L204 146V144L206 145L207 144V142H206ZM213 140V142H211ZM215 140V141H214ZM236 140V141H235ZM14 141V142H13ZM173 141V142H172ZM176 141V142H175ZM205 141V142H204ZM223 141V142H222ZM235 141V142H234ZM238 141V142H237ZM31 142H33V143H31ZM54 142H55V144L56 145H60V141H57V143H56V141H53V143L52 142H50V144H54ZM164 142V143H163ZM202 142V143H201ZM16 143H17V145H16ZM36 143V144H35ZM44 144L43 145H50V144H48V142L46 143V142H43ZM144 143H146V144H144ZM155 143V144H154ZM162 143V144H161ZM176 144V145H178V146H176V145H173V144ZM189 143V144H188ZM213 143H214V147L212 146L213 145ZM234 143H235V146H234ZM21 144V146L23 147V145H24V148H22L21 146H19ZM23 144V145H22ZM54 144V146L55 147H57L56 145ZM137 144V145H136ZM142 144H144V145H142ZM147 144H148V146H147ZM197 146H200V147H197L198 148V150H196V153L198 154L197 156H196V153H195V151L194 152H191V153H188V152H190V151H192V150H195V149H192V147L194 148V146H195V148H196V145ZM202 144H203V146H202ZM222 144V145H221ZM30 145V146H29ZM153 145H155V146H153ZM170 145V147L167 149V147ZM187 145H189V146H192L191 148H189V146H187ZM233 145V146H232ZM8 146V147H7ZM11 146H13V147H11ZM174 146H176L174 149H173V147ZM182 146H184V147H182ZM209 146V147H208ZM212 146V147H211ZM222 146V147H221ZM227 147L226 149L224 148V147ZM5 147H7V148H5ZM28 149H27V148ZM145 147V148H144ZM149 147V148H148ZM159 147V148H158ZM187 147H188V149H187ZM202 147V148H201ZM229 147V148H228ZM233 147H234V149H233ZM236 147V148H235ZM263 147V148H262ZM20 148H22V149H20ZM26 148V149H25ZM30 148V149H29ZM152 148V149H151ZM155 148V149H154ZM181 148H182V150H184V152L186 151V153H185V155L182 153L183 151L181 150ZM196 148V149H197ZM6 149V150H5ZM7 149H10V151H8ZM13 149H14V151H13ZM15 149L17 150V151H15ZM171 149V150H170ZM178 149H180V150H178ZM187 149V150H186ZM192 149V150H191ZM202 149V150H201ZM207 151H206V150ZM219 149V150H218ZM237 149H239V150H237ZM2 150H5V151H3L2 152ZM30 150V151H29ZM131 150V151H132ZM158 152H157V151ZM225 150L227 151L226 153H225ZM12 151V152H11ZM19 151V152H18ZM162 151H163V153H162ZM165 151V152H164ZM166 151H168V152H166ZM177 151V152H176ZM180 151V152H179ZM198 151V152H197ZM238 151V152H237ZM5 152H7V154L5 153ZM176 152V153H175ZM204 152V153H203ZM237 152V153H236ZM2 153V154H1ZM11 153H14V154H11ZM26 153V154H25ZM34 155H33V154ZM140 153V154H139ZM141 153L143 154V156H141ZM149 153V154H148ZM160 153V154H159ZM167 153V154H166ZM175 153V154H174ZM180 154L182 157H183V160H185V158H187L186 156L188 155V154H190L189 156L190 157H192V155H193V158H191V159H193V160H191L190 159V157L188 156V160H190V161H188V160H186V161H183V163L185 162V164H182V165H187L189 162H193V164L192 163H190V165H191V167L193 168V169H191V167L190 166H185V167H183L182 165H179V172L180 173H178V175L177 176H179L180 175V177H177L176 175H172V174H170V168H172V167H175V166H178V164H180V162H181V160H182V158H179L178 160L180 161V162H177L178 160H177V158L180 156V155H177V154ZM22 154H23V157H22ZM25 154V155H24ZM30 154H31V156H33V158H31V156H30ZM147 154H148V156H147ZM154 154V155H153ZM163 154V155H162ZM192 154V155H191ZM194 154H195V156L196 157H194ZM207 154V155H206ZM6 155V156H5ZM145 155V156H144ZM160 156V158H158L159 160H156V158H155V156L156 157H159ZM162 155V156H161ZM184 155V156H183ZM202 155V156H201ZM221 155V156H220ZM240 155V156H239ZM14 156V157H13ZM25 156H26V158H25ZM167 156V157H166ZM174 156V157H173ZM180 156V157H181ZM201 156V157H200ZM223 156V157H222ZM257 156H259V157H257ZM8 157V158H7ZM36 157V158H35ZM149 157V158H148ZM154 157V158H153ZM177 157V158H176ZM198 157V158H197ZM205 157V158H204ZM217 157V158H216ZM225 157V158H224ZM227 157V158H226ZM240 157V158H239ZM261 157V158H260ZM262 157H263V159H262ZM12 158H13V160H16V161H12ZM16 158V159H15ZM28 158V159H27ZM155 160H153V159ZM196 158H197V160H196ZM213 158H215L214 159V161L212 160ZM228 158H229V161H227L228 160ZM3 159H4V161H3ZM7 159V160H6ZM199 159V160H198ZM201 159V160H200ZM206 160V161H204V160ZM226 159V160H225ZM241 159V160H240ZM24 160V161H23ZM149 160V161H148ZM161 160H163V161H161ZM175 160V162H173ZM203 160V161H202ZM209 160V161H208ZM217 160L219 161L218 163H217ZM255 161V163L253 162V164H252V162L251 161ZM156 162V163H154V162ZM160 162V163H158V165H157V162ZM188 161V163H186ZM196 161H198V162H200V166H199V164H198V162H196ZM222 161V162H221ZM236 161V162H235ZM5 162V163H4ZM17 162V163H16ZM163 162V164H161ZM172 162V163H171ZM202 162V163H201ZM213 162V163H212ZM214 162H215V164H214ZM232 163V165L230 166V165H227L226 163H228V164H230V163ZM16 163V164H15ZM197 163V166L195 165ZM217 163V164H216ZM261 163V164H260ZM263 163V164H262ZM2 164H4V165H2ZM138 164V165H137ZM144 164V165H143ZM148 164V165H147ZM161 164V165H160ZM172 164H174V165H172ZM210 164V165H209ZM156 165H157V167H156ZM160 165V167H158ZM194 167H193V166ZM206 165V166H205ZM209 165V166H208ZM212 165V166H211ZM213 165H214V167H213ZM216 165V166H215ZM220 165V166H219ZM254 165V166H253ZM168 166H170V168H168ZM172 166V167H171ZM181 166H182V168H181ZM224 166H226V167H224ZM235 166V167H234ZM261 166H262V168H261ZM197 167V168H196ZM206 167V168H205ZM208 167H209V169H208ZM211 167H213V168H211ZM217 167V168H216ZM222 167V168H221ZM253 167H254V169H253ZM259 167H260V169H259ZM157 170V171H159L158 173H157V171H156V173L155 172H153L155 169ZM185 168V169H184ZM226 168V169H225ZM228 168V169H227ZM251 168V169H250ZM159 169V170H158ZM166 169H168V171L166 170ZM170 169V170H169ZM183 169V170H182ZM196 169V170H195ZM197 169H200V170H197ZM211 169V170H210ZM220 169V170H219ZM25 170V171H24ZM30 172V173H28V171ZM151 170H153V171H151ZM193 170H195L194 172H193ZM202 170V171H201ZM205 170V171H204ZM209 170V171H208ZM214 170V171H213ZM226 170V171H225ZM232 170V171H231ZM253 170V171H252ZM258 170H261V175H259L258 173H257V171ZM8 171H10V172H8ZM33 171V172H32ZM34 171H35V173H34ZM137 171V172H136ZM166 171H167V173H169L170 175L169 176H171V179H170V177H167V180H164V186H163V184H162V186L164 187H161V186H159V184H158V182H157V180L158 179H163L164 177H162V175L164 176V173H166ZM190 171H192L191 173L193 174H191L190 173ZM206 171H208V172H206ZM215 171H216V174H215ZM221 171H223V172H221ZM256 171V172H255ZM1 172H2V174H1ZM3 172H5V174H7V175H3ZM12 172V173H11ZM15 172V173H14ZM32 172V173H31ZM152 172L153 173H155V175L154 174H152ZM205 172V173H204ZM213 172V173H212ZM225 172H226V174H225ZM251 172V173H250ZM252 172L253 173H255L256 175H253L252 174ZM259 172V171H258ZM22 173V174H21ZM33 173L35 174V176L33 175ZM123 173V172H122ZM224 174L225 175V177H224V175H220V174ZM13 174H16V176L15 175H13ZM20 174V175H19ZM31 174V176H29ZM36 174H38L37 175V177H36ZM213 176H212V175ZM240 174V175H239ZM250 174V175H249ZM257 174H258V176H257ZM22 175H24V176H22ZM182 175V176H181ZM217 175H218V177H217ZM228 175H229V178H228ZM232 175V176H231ZM238 175V176H237ZM263 175V176H262ZM8 176V177H7ZM19 176V177H18ZM20 176L23 178H20ZM168 176V175H167ZM175 176V177H174ZM188 176V177H187ZM192 176V177H191ZM215 176V177H214ZM222 176V177H221ZM227 176V177H226ZM241 176V177H240ZM243 176H244V179L242 180V181H240V179H242L243 178ZM253 176H254V178L255 177H258V178H256V180L253 178ZM261 176L263 177V178H261ZM25 177L27 178V179H25ZM30 177V178H29ZM32 177H34L33 179H32ZM160 177V178H159ZM185 177V180H183V179H181V178H184ZM187 177V178H186ZM190 177V178H189ZM208 177V178H207ZM219 177H220V179H219ZM224 177V178H223ZM245 177H247L246 179H245ZM260 177V178H259ZM14 178H17L16 180L14 179ZM131 180H130V179ZM169 178V179H168ZM174 178V179H173ZM216 178V179H215ZM11 179H13V183L11 184V182H12V180ZM19 179V180H18ZM24 179H25V181H26V183H25V181H24ZM30 179V180H29ZM32 179V180H31ZM35 179V180H34ZM188 179V180H187ZM207 179V180H206ZM248 179V180H247ZM258 179L260 180L259 182H258ZM263 179V180H262ZM11 180V181H10ZM22 181L21 183H18V182H15V181ZM219 180V181H218ZM224 180H225V183H224ZM227 180V181H226ZM228 180H230L229 182H228ZM235 180V181H234ZM252 180V181H251ZM24 181V182H23ZM30 183H29V182ZM130 181V182H129ZM166 181H168V183L166 182ZM233 181V182H232ZM240 181V182H239ZM244 181V182H243ZM255 181H257V182H255ZM262 181V182H261ZM183 182V185L181 184ZM219 182V183H218ZM221 182H222V184H221ZM261 182V183H260ZM8 183H10V184H8ZM15 183L17 184V187H15L16 185H15ZM27 183L28 184H31L30 186L29 185H27ZM233 183H234V185H233ZM239 183V184H238ZM242 183V184H241ZM21 184V185H20ZM22 184H23V186H24V184H26V187H27V189H26V187L24 188V189H26L25 191H24V189H23V191H22ZM165 184L166 185H168V186H166L165 187ZM179 184V185H178ZM219 184V185H218ZM260 184H262V187H261V185ZM19 185V186H18ZM179 187H178V186ZM215 185H216V187H215ZM222 187H221V186ZM11 186V187H10ZM92 186V187H91ZM96 186H98V187H96ZM160 188H162V189H160ZM171 186V187H170ZM176 188H175V187ZM180 186H182V187H180ZM223 186H224V188H223ZM233 186V187H232ZM101 187H103V188H101ZM172 187H174V188H172ZM212 187V188H211ZM215 187V188H214ZM110 188H112V187H110ZM169 188V189H168ZM193 190H192V189ZM198 188V189H197ZM226 188V189H225ZM21 189V190H20ZM103 190L102 192H100V195L102 196H99L98 197V195H99V191L98 190ZM137 189V190H136ZM164 189V190H163ZM188 189V190H187ZM204 189V190H203ZM206 189H208V191H205ZM233 189H232V191H233ZM16 190H17V192H16ZM20 190V191H19ZM96 190V191H95ZM117 190V189H116ZM136 190V191H135ZM191 190V191H190ZM119 191V192H120ZM171 191V192H170ZM13 192V193H12ZM106 192V193H107ZM190 192V193H189ZM208 192V193H207ZM98 193V194H97ZM109 193V192H108ZM165 193H166V195H165ZM168 193V194H167ZM187 193V194H186ZM204 193V194H203ZM214 193V197L212 198L211 196H212V194ZM12 194H13V196H12ZM20 194V195H19ZM188 194H191V196L190 195H188ZM207 194H208V196H207ZM3 195H5V196H3ZM18 196V198L16 197H14V196ZM196 195V196H195ZM9 196V197H8ZM93 196V197H92ZM97 196V197H96ZM146 196V197H147ZM183 196H184V199L186 200L185 202H182V203H170V201H167V200H173V199H177V198H183ZM188 196V197H187ZM11 197V200H14V201H9V198ZM88 197H90V199L88 198ZM93 199H92V198ZM108 197V196H107ZM206 197H207V202H206ZM1 198H2V200H1ZM5 198H7L8 200H6ZM14 198V199H13ZM99 198V199H98ZM103 200H102V199ZM166 198V199H165ZM205 198V199H204ZM208 198L210 199V200H208ZM21 199V198H20ZM87 199H89V200H87ZM92 199V200H91ZM101 199V200H100ZM164 199V200H163ZM187 199H189L188 201H187ZM193 199V200H192ZM216 199V198H215ZM3 200H5V201H3ZM16 200V201H17ZM205 200V201H204ZM2 202V203H1ZM8 202H10V203H8ZM206 202V203H205ZM210 202V203H209ZM13 204H16V205H18L17 204V202H15V203H13ZM60 204H62V205H60ZM60 205V206H59ZM63 206V208L61 209V207ZM51 207V208H50ZM54 208V210H53V208ZM105 208V209H104ZM107 208V209H106ZM46 210V209H45ZM102 210H104V211H106V212H104V211H102ZM102 211V212H101ZM48 212V213H47ZM55 212H57V214H55ZM98 213H100V214H98ZM43 215H44V217H43ZM99 215V216H98ZM98 216V217H97ZM47 218V219H48ZM36 219V220H37ZM43 219V220H42ZM56 219V220H55ZM97 219V220H96ZM48 220H47V222H49ZM55 221V222H54ZM54 222V223H53ZM37 222L35 221V220H33L32 222H31V225H35ZM50 223H48V224H46V225H49ZM93 225H95V226H93ZM243 227H242V226ZM93 226V228H91ZM242 227V228H241ZM260 229H264V226H261V227H259ZM97 229V230H96ZM101 230V231H100ZM96 231V232H95ZM55 233V234H54ZM242 233V234H241ZM26 234V233H25ZM32 234L34 235L33 237H35L34 238V240H36V241H34V242H32V239H33V237H32ZM5 237V239H3ZM42 238V239H41ZM87 240V241H86ZM10 241H13V244H14V246H13V244L11 245V246H9L10 245V243H12V242H10ZM16 241V242H15ZM84 241V242H83ZM38 242L40 243V244H38ZM7 243H9V244H7ZM24 243V242H23ZM28 243H29V241H28ZM37 244H38V246H37ZM52 244H54V247L52 248V250H50V252L49 253H47V254H45L44 256H42L47 250H49V249H51L50 247H51V245ZM17 245H18V247L20 246V248H18L19 250H21L22 249V252L20 253V251L18 250V249H16L17 248ZM40 246V247H39ZM42 246V247H41ZM15 249H14V248ZM63 247V249L61 250V248ZM74 247H76V245L74 246ZM27 248V249H26ZM49 248V249H48ZM10 249L12 250V249H14V250H16V251H14V250H12L11 252H10ZM37 249V250H36ZM45 249H47L46 251H45ZM78 249V248H77ZM77 249H75V251L77 250ZM238 249V250H237ZM125 252H124V251ZM130 251V253L129 252H127V251ZM7 251H9V252H7ZM33 251H36V253L35 252H33ZM195 251H196V254H194L195 253ZM30 252V253H29ZM159 254H158V253ZM161 252V253H160ZM198 252H199V254H198ZM234 252V254H232ZM240 252H242V253H240ZM13 253V254H12ZM38 253V254H37ZM133 253V254H132ZM165 253V254H164ZM200 253H201V256H200ZM237 253V254H236ZM15 254H17L16 256H15ZM41 254V255H40ZM163 254H164V256H163ZM260 254V255H259ZM25 257H24V256ZM38 255H40L39 257H38ZM169 255H170V257H169ZM183 255H185V257H186V259H185V257L183 256ZM189 255V256H188ZM193 255V256H192ZM234 255V256H233ZM10 256L12 257V258H10ZM15 256V257H14ZM42 256V257H41ZM183 256V257H182ZM23 257V258H22ZM26 257H27V259H28V262H27V259H26ZM29 257L32 259V261L29 259ZM34 257H36V259H38V260H36V259H34ZM38 257V258H37ZM172 257V258H171ZM173 257H174V259H173ZM178 257H179V259H178ZM253 257V256H252ZM173 260V261H171V259ZM180 258L182 259V260H180ZM6 259V260H5ZM23 259V260H22ZM34 259V260H33ZM132 260V262H131V260ZM164 259V260H163ZM175 259L176 260H178V262L177 261H175ZM201 259V260H200ZM247 259V260H246ZM9 260V261H8ZM36 260V261H35ZM162 260V261H161ZM168 260V261H167ZM188 260V261H187ZM26 261V262H25ZM29 261H31V262H29ZM38 261V262H37ZM67 261V262H66ZM129 261V262H128ZM185 261V262H184ZM245 261V262H244ZM6 262V263H5ZM9 262H11V263H9ZM34 262V263H33ZM190 262V263H189ZM55 264V263H54Z\"/></svg>", "mask_w": 264, "mask_h": 264}, {"label": "bare ground", "instance_id": "6f19581e", "mask_svg": "<svg viewBox=\"0 0 264 264\" xmlns=\"http://www.w3.org/2000/svg\"><path fill=\"white\" fill-rule=\"evenodd\" d=\"M10 2V1H12V0H7V2ZM27 1V0H26ZM29 1V0H28ZM28 1H27V3H28ZM79 2H78V4L76 3L77 1L75 0V1H70V0H66L65 2H67V4L66 5H68L69 4V2H72L73 4L74 3H76L77 5V7H79V6H84V7H82V8H85V5H90V3H85L86 2V0H78ZM106 1V0H105ZM104 1V2H105ZM109 1V0H108ZM108 1L107 2H105V4H102V3H100V2H97L95 5H92V7H87V8H85V10L86 11H84L83 9L81 10L82 12H80V11H77L79 8H81V7H79L78 9L77 8H75L74 7V5L73 4H71L70 5V7H73L74 9H77V10H74L73 8V10L74 11H72V13H71V9L69 8V6H68V10H69V12L68 13H71L70 14V16L68 15V17L69 18H66V19H64V21L66 22V24L64 25V26H61L62 27V32H63V35L65 36V37H70V36H72L73 38H72V41L70 42L69 41V37L67 38L68 39V41H66V42H69L70 43V46H71V50H66L65 49V47H64V49L67 51V52H70L69 54L72 56H70L68 53H67V55H68V57L70 56L71 58H69L68 59V62H69V60H71L70 62H71V66H70V69H69V72H67L68 71V69H66L65 71L66 72H64V70H63V72H51V74L49 73V72H47V73H49L48 75L46 74V72H45V74L42 72V75L40 76V77H38V81L40 82L39 84H38V86H36V89H35V94H34V96H33V98L32 99H36V102H34V101H31V103H29V102H25V104H22L23 106H20V111H19V109H18V111L16 112V113H21V114H17L16 115V113H15V111L17 110V108H16V110L14 109V107L12 108L13 110H14V113H15V115L17 116V120H15V122H17L18 123V125L16 126V125H14L13 127H15L14 129H15V134L17 135H19V136H21L20 137V139H24V142H28L29 143V141L30 140H33V141H36L37 142V145H32L31 147H33L32 149L34 150V154H36L37 153V156H38V158L37 159H34L33 158V156H31V154H30V156H31V158H33V159H31L30 161H26V162H22V160L19 162V160L17 161L18 162V164H16V165H14L13 163L11 164V162H7V164H5V169H13L12 170V172L14 171V170H16V171H18V172H20V170H21V172L23 171V169H30V170H36V169H40V171H41V173H40V175L37 177V175L38 174H36V177H37V179L35 180V181H33V182H31V184H28L27 183V185H31V186H33V188L30 190V191H28V189H27V187H26V184H24V186L26 187V189H24L25 187L23 186V184H22V191H23V189H24V191L26 192V193H24L25 195H21V199L19 198L18 200L17 199H15V202H17V204L18 205H16V204H13V203H15V202H13L12 204H10V205H5V209L4 210H1V216L2 217H0V233L1 234H3V235H6V237L8 236V237H13V238H10L11 240L12 239H14V240H16V241H18V242H16V244H18V245H20V243H21V247L22 246H24V247H22L23 248V250H24V248L25 247H27V248H29V246H30V244H31V239L30 240H28V238H31V236H27V234H31V232L32 231H34V232H32L35 236H36V238L35 237H33L34 235L32 234V237H33V239H32V242H34V241H36V240H34V238L35 239H37L38 237H37V234L38 235H42V236H48V235H51V234H49V233H52L53 234V232H55L56 230V227H57V224H56V226H54L55 225V223H57V218H56V216L57 215H55V217L54 216H52V214H54L53 212H49V214H46V216H47V218H48V216H49V218H50V216H51V219H52V221L54 220L52 217H54V218H56L55 220H56V222L52 225V223H50V219L48 218H44V219H46V221H45V223L46 224H48V223H50L49 225H46L45 223H43L42 221L40 222V220L38 221V219L37 218H41V217H39V216H42V214L45 212L46 213V211H52V209L50 210L49 208H48V210H47V207L48 206H54V205H56L55 207V209H57V205L59 204V203H62L63 201H65V202H69L68 204H71L72 203V200H71V196L72 195H75L76 196V198L78 199V201L79 202H81V203H86L87 201H85V198H86V196H87V194H89L90 192H91V190H92V188L91 189H89V187H90V185H92V184H95V185H99V184H102V185H104V187L107 189L108 188V192L107 191H103V190H98L99 191V195H98V197L99 196H103V195H105V202H107V206H109V207H107V208H111V210H108L107 212L106 211H104V210H102V211H104V212H106L102 217H100L97 221H96V225L98 226V227H100L98 224H102L103 222H112L113 220H120L121 219V214H123V213H134V212H136L135 210H137L138 209V207H139V204L141 203V202H143L146 198H151L152 196H150V197H148L146 194H143V196L142 197H140L141 195H140V193L142 192V190H138V191H136V192H134V191H132L131 189H130V183H128V182H126V184H127V186H125V188L122 190V191H120V188L123 186L122 185V178H124L125 176H126V174L129 172H125V176L123 177V174H124V170L125 169H127V168H131V166H133L134 164H132V159H134V157H137V159H139L140 158V156L139 155H137L136 156V154H133L132 152H133V150L131 149L132 147H133V145L135 144V141L137 140L136 138L137 137H135V135H137L139 132H137V134H135V133H133L132 131L133 130H131L128 126H124L123 127V124H124V122H123V124H120L119 122H117L118 123V125L115 127L114 126V124H113V126H114V129H113V127L111 128V129H113V130H110V128H108L110 131H105L106 133H104V134H102L104 131H102L101 129H100V127H97V128H99V130L100 131H102L101 132V134L99 133V131L97 132V130H96V132H91L90 134H89V132L87 133V131H86V133H80V132H77L74 128H76L75 127V125H74V128H71V127H73V126H71L70 127V124H71V122H73V120L74 119H78V118H82L81 120H86L87 122L86 123H88V122H90V118H89V116H90V112H88V108L89 107H92V106H100L101 104H103V107H104V102H105V99H106V97H107V99H106V102H105V104L107 105V104H110V102H108L107 100H108V98H110V97H108V96H106V94L107 93H109V92H111V91H120V92H122V91H124V90H126V88H127V90L128 89H135V87H136V81L139 79L140 80V75H141V73L143 74H147L146 72H148V74H149V77H148V79L150 78V80H151V72L149 73V71H147V69H148V64L145 62V58H147L149 55H146L147 57H145L144 55L145 54H147L146 53V50H147V52L149 51V53H151L150 51H155V53L156 52H158V51H162V52H164L163 54H164V57H162L163 55H162V53L160 54L159 52H158V54H160L161 55V58H164V59H161V63L160 64H158L157 66H155V68L157 69V72H158V75H160L161 74V72H163V76H158V77H155V75L153 76V77H155L156 79H157V82L158 83H161L162 81H160V79H159V81H158V78H161L162 79V77H164L165 75H164V73H166V74H168L167 72L168 71H170V70H168L167 69V59L169 58H171V60L172 61H174V63L176 64V67L177 68H175V67H171V66H169V67H171V68H174L172 71H170L171 72V74H172V72H173V74H175L174 72L177 70V72H183V71H185L187 68H186V66L188 67L189 65L187 64L188 63V61L189 62H191L190 61V59H192L191 58V56H189L190 57V59H189V57L187 58L186 57V55L188 56L189 54H183V51H184V49H182V48H180V46H181V44H179V42H178V44H179V47H175L176 48V51H175V49H174V57L172 58V56L171 55H168V58H167V54H166V50L165 51H163L164 49V47L163 46H165L166 44H167V40L168 39H170L171 38V36H169L170 35V33H171V30L174 28V22L173 21H171V23H169V21L170 20H167V14H165L166 13V10H164L165 11V13L163 14L162 12H161V10H162V8H161V1L163 2V0H143L142 2H140L139 4V6H141L142 5V7H146V6H148L149 8V10L150 11H152L153 9H155L153 12L155 13L156 12V14H153L152 13V15L151 16H153L154 18L153 19H151L149 22H148V24H150V25H152L153 27H154V25H156V26H158L157 28H159V30H160V32H159V30L158 29H155L156 27H150L151 29H152V31L149 29V27L147 28V30H150V31H148V32H150V34L148 33V37H147V39H144V37H143V39L142 40H140L141 38H133V39H131L130 38V36H129V34H130V30L128 29V28H131V26H127L128 28L126 29L125 27H123V26H125V24H124V19H123V21H122V23L124 24V25H122V23L120 22V23H118V15H120V14H118L119 13V10L118 9H116V8H114V3L116 4V2H117V0H115V2L114 3H111L110 1H109V3H108ZM113 1V0H112ZM138 1H141V0H138ZM137 1V2H138ZM180 1V0H179ZM178 1V2H179ZM184 2V5H181L182 7L181 8H173V12H172V14H174L175 15V21L176 22H178L180 25H183V27H182V29H183V31H185L186 32V37L187 38H189L190 40H192V42H190V43H187L188 45V47H195L196 46V44L195 43H199L200 41V39H201V37L204 35V37L203 38H205V36L206 35H208V34H214L215 32H214V29H216V28H218L220 31H221V36H220V38H218L219 40H221L222 42H220V41H218L217 40V42H220L219 44H224L225 45V43H226V40H229V39H226L227 38V35H229V36H231L230 34H232L233 35V33H239V34H244V36L245 35H247V33H250V34H248L249 35V37L246 39H244V37L241 39V40H239V42H243V47H242V49L240 50V53L238 54V57L240 56H246L247 57V55H245V54H247L248 53V49H251V50H253L252 49V47H253V45L255 46L256 44H259L260 46L262 45L263 47H258V48H262L263 49V52H264V0H181L180 2ZM15 2L17 3V1L15 0ZM14 2V3H15ZM23 1H21V3H22ZM30 2H31V0H30ZM30 2H29V4H30ZM33 2V1H32ZM64 2V3H65ZM92 2V1H91ZM118 2H119V0H118ZM120 2H121V0H120ZM119 2V3H120ZM123 2L125 3V1L123 0ZM122 2V3H123ZM134 2V1H133ZM136 2V0H135V4L137 3ZM166 2H168V1H166ZM165 2V3H166ZM174 2V1H173ZM179 2V3H180ZM182 2V3H183ZM20 3V2H19ZM27 3L25 2V7H26V5H27ZM54 3V2H53ZM93 3V2H92ZM91 3V4H92ZM164 3V4H165ZM170 3L172 4V2L170 1ZM169 3V5L171 6L170 8H172L173 6L171 5ZM176 3V2H175ZM80 4V5H79ZM132 4H134V3H132L131 2V4L130 5H132ZM178 4V3H177ZM181 4V3H180ZM179 4V5H180ZM5 5H6V3H5ZM10 5V4H9ZM73 5V6H72ZM162 5H163V3H162ZM176 5V4H175ZM174 5V6H175ZM31 6H32V4H31ZM30 6V9L32 8ZM188 6H190V7H192L191 9V11H193V8H194V12H191V11H189L190 13H188ZM13 7V6H12ZM11 7V8H12ZM134 6H131V8H130V12L132 11V10H135V8H133ZM137 7H138V4H137ZM151 7V8H150ZM163 7V6H162ZM165 7H167V5L166 6H164V9H165ZM14 8V7H13ZM22 8H24V7H22ZM21 8V10L22 11H26V9H22ZM29 7H27V13L26 12H24L23 14V17L26 15V14H29V10L30 9H28ZM124 8H125V10H126V8H127V10H126V13L128 14V7H126L125 5H124ZM140 8V7H139ZM139 8H137L138 10H139ZM20 9V8H19ZM18 8H16L15 10H17V12H18V10H19ZM33 9V8H32ZM31 9V10H32ZM147 9V10H148ZM31 10H30V12H31ZM43 9H41V10H38V11H41L42 13L43 12H45V11H48V8H47V10H43ZM51 11H52V8L50 9ZM49 10V12L50 13H52L51 11ZM124 10V11H125ZM163 11V10H162ZM19 12H20V10H19ZM90 12H93V14H95V13H97V15H99V16H97V15H93V16H95V17H92V16H90ZM133 12V11H132ZM7 13V12H6ZM26 13V14H25ZM47 14H48V12H46ZM60 13V12H59ZM59 13H56V14H59ZM66 13V12H65ZM124 14H125V12H123ZM123 13L121 14V16L120 17H122V15H123ZM145 13H147V12H145ZM150 13V12H149ZM11 14V13H10ZM37 14H39V13H37ZM61 15L63 14V12L62 13H60ZM89 14V15H88ZM126 14V15H127ZM141 14V11L137 14V16L140 18V19H142V18H144L143 17V14L142 15H140ZM148 14V13H147ZM151 14V13H150ZM13 15H15V14H13ZM30 15V14H29ZM41 16H40V18H44V17H42L43 15L42 14H40ZM126 15H124V16H126ZM133 15H135V14H133ZM149 15V14H148ZM17 16V15H16ZM22 16V15H21ZM20 16V17H21ZM34 15H32L31 17H33ZM57 16V15H56ZM60 16V15H59ZM96 16H97V18H96ZM131 16V15H130ZM150 16V15H149ZM7 17V16H6ZM5 16L3 17V18H6ZM13 17V16H12ZM27 17H29V16H27ZM35 17V16H34ZM36 17H38V16H36ZM48 17L50 18V16L48 15ZM64 17H66V16H64ZM129 17V16H128ZM174 17V16H173ZM8 18V17H7ZM17 18V17H16ZM22 18V17H21ZM30 18V17H29ZM54 19H55V17H53ZM57 18V17H56ZM136 18V17H135ZM146 18V17H145ZM15 19V18H14ZM13 18H12V22H14L15 20H14ZM25 19H26V17H25ZM34 19V18H33ZM52 19V18H51ZM63 19V18H62ZM171 19H173V18H171ZM21 20V19H20ZM174 20V19H173ZM41 21V20H40ZM39 21V22H40ZM48 21V20H47ZM62 21V20H61ZM29 23H31L30 21H28ZM28 22H26V23H28ZM36 22H38V21H36ZM42 22V21H41ZM55 22V21H54ZM57 22V21H56ZM140 22V21H139ZM173 22V23H172ZM60 24H61V22H59ZM64 23V22H63ZM2 24H4L3 23V21H2ZM1 24V25H2ZM7 24H13V23H7ZM15 24V23H14ZM33 24H35V22L34 23H32V25ZM122 25V32H124L125 30H127L126 32H125V34H128L127 32L129 31V34H128V36H129V39L127 38H122V37H124L123 36V34H122V32H121V35H122V37H120V35H118V34H120V32L118 33L116 30H118L117 28H116V25ZM146 24V23H145ZM144 24V25H145ZM177 24V23H176ZM1 25H0V30H4L5 31V28L4 29H2L3 27H1ZM26 25V24H25ZM30 25V24H29ZM36 25V24H35ZM46 25H48V24H46ZM62 25V24H61ZM13 26H15V25H12V27ZM23 26V25H22ZM26 26H28V25H26ZM26 26H24V28L26 27ZM31 26V25H30ZM39 26V25H38ZM176 26V25H175ZM178 26V25H177ZM6 27V26H5ZM43 27V26H42ZM45 27V26H44ZM179 27V26H178ZM177 27V29L179 30V29H181V26H180V28H178ZM14 28H16V26L14 27ZM22 28V27H21ZM20 28V29H21ZM30 29L31 27H27V28H25V29ZM47 28H51L50 26H47ZM46 27H45V29H47ZM56 28V27H55ZM123 28H125V30L123 29ZM23 29V28H22ZM33 28H31V30H32ZM40 29V28H39ZM52 29V28H51ZM54 29V28H53ZM145 30H146V26H145V28H144ZM154 29V30H153ZM177 29H175V30H177ZM15 30V29H14ZM13 30V31H14ZM132 30V29H131ZM147 30H146V32H147ZM213 30V31H212ZM217 30V29H216ZM219 30H217L218 32H219ZM10 31V30H9ZM53 31V30H52ZM54 31L56 32V29H54ZM58 31V30H57ZM61 31V30H60ZM119 31V30H118ZM144 31V30H143ZM180 31V30H179ZM179 31H177L176 32V35H177V33L179 32ZM210 31H212V33H209ZM23 32H24V29H23ZM31 32V31H30ZM33 32H34V34L36 33L35 31H34V29H33ZM48 32H49V30H48ZM51 32V31H50ZM50 32H49V34H50ZM142 32V31H141ZM141 32L139 31V33L141 34ZM241 32V33H240ZM244 32V33H243ZM2 33V32H1ZM39 33V32H38ZM139 33H137V34H139ZM153 33H155V35L156 36H158L157 37V39H158V41H156V38H153V36H155ZM193 33H196L197 34V36H192L193 35ZM207 33V34H206ZM3 34H4V32H3ZM48 34V35H49ZM124 34V35H125ZM134 34H135V32H134ZM136 34V35H137ZM139 34V35H140ZM152 34H153V36H152ZM158 34V35H157ZM195 34V35H196ZM8 35V34H7ZM51 36H53L52 34H50ZM50 35L48 36V37H50ZM131 35V34H130ZM146 35V34H145ZM175 35V36H176ZM181 35V34H180ZM215 35H218V34H215ZM241 35H239L238 37H240ZM3 36V35H2ZM58 36V35H57ZM126 36V35H125ZM127 36V37H128ZM131 36H134L133 35V33H132V35ZM138 36V35H137ZM147 36V35H146ZM174 36V35H173ZM172 36V37H173ZM178 36V35H177ZM210 36V35H209ZM209 36H207V37H209ZM236 36V35H235ZM19 37L21 38V37H23V36H20L19 35ZM54 37V36H53ZM140 37H141V35H140ZM206 37V38H207ZM211 37H213V35L211 36ZM217 37H219V35L217 36ZM216 37V38H217ZM237 37V36H236ZM3 38H5V36H3ZM24 38V37H23ZM51 38V37H50ZM49 38V39H50ZM177 38V37H176ZM184 38V37H183ZM6 39V38H5ZM18 40L17 41H20V39L19 38H17ZM215 39V38H214ZM226 39V40H225ZM25 40H27V39H25ZM45 40V39H44ZM52 39H50V41H51ZM71 40V39H70ZM174 40V39H173ZM216 40V39H215ZM232 41H233V43H234V41L236 40V38H235V40H233V39H231ZM38 41V40H37ZM37 41H35V42H37ZM41 41H43L42 39H41ZM40 41V42H41ZM46 41H47V39H46ZM65 41H64V44L63 45H65V46H67V44H65ZM169 41V40H168ZM178 41V40H177ZM204 41V40H203ZM13 43H15V40H13L12 41ZM28 42V41H27ZM27 42H26V44H27ZM30 42V41H29ZM32 42V41H31ZM39 41H38V43H40ZM47 42H49V40L47 41ZM46 42V43H47ZM54 42V41H53ZM62 42H63V40H62ZM81 42V43H80ZM82 42H83V44H82ZM189 42V41H188ZM216 42V41H215ZM214 42V43H215ZM215 43V45H218V43ZM19 43V42H18ZM16 44V45H18V46H20L19 44ZM21 43V42H20ZM45 43V44H46ZM51 43V42H50ZM55 43V42H54ZM183 43V42H182ZM236 43H237V41H236ZM28 44H30V43H28ZM56 44V43H55ZM61 44V43H60ZM150 44H153V47L152 48H154L153 50L152 49H150L151 47H150ZM191 44V45H190ZM192 44H195V45H192ZM222 44V45H223ZM231 44V45H230ZM230 44L228 45L227 43H226V46H232V43L230 42ZM239 44V43H238ZM252 45V46H250L251 48H249V47H247V46H249V45ZM15 44H14V47L16 46ZM38 45V44H37ZM53 45V44H52ZM169 45V44H168ZM170 45H171V43H170ZM172 45H174V44H172ZM199 45H202V43H200ZM12 46V45H11ZM46 47L48 46L47 44L45 45ZM55 46V45H54ZM53 46V48H58L59 47V45L57 46V47H54ZM150 48H149V47ZM155 46V47H154ZM239 46V45H238ZM242 46V45H241ZM46 47H45V49H46ZM62 47V46H61ZM62 47V48H63ZM146 47H148L149 49H147ZM166 47H167V45H166ZM184 47V46H183ZM200 47H202V46H199V48ZM215 47V46H214ZM219 47V46H218ZM217 47V48H218ZM229 47V49H232V48H230ZM236 47H237V44H236ZM13 48V47H12ZM16 48V47H15ZM24 48V47H23ZM52 48V50H54L55 51V49H53ZM62 48H60V52H59V54H62V52H63V54L62 55H59L58 56V58H60V57H62V56H67L66 55V51H65V53H64V51H63V49ZM170 48H172L171 46H170ZM169 48V49H170ZM185 48V47H184ZM195 48H198V47H195ZM234 48H235V46H234ZM240 48V47H239ZM69 49V48H68ZM219 49H221V48H219ZM224 50H225V48H223ZM228 49V48H227ZM261 49V50H262ZM15 50H17V49H15ZM18 50H19V48H18ZM22 49L20 48V50L19 51H21ZM24 50H25V48H24ZM47 50V49H46ZM57 50V49H56ZM172 50H173V48H172ZM171 50V51H172ZM187 50V49H186ZM236 50H237V48H236ZM257 50H259V49H257ZM19 51H17V52H19ZM25 51H27V50H25ZM29 51V50H28ZM27 51V52H28ZM40 50H38V54H40V52H39ZM53 51V52H54ZM170 51V52H171ZM190 51H192L191 49H190ZM204 51V50H203ZM206 51V50H205ZM253 51H255V54H256V49H254ZM24 51H22L21 53H23ZM35 52V51H34ZM33 52V53H34ZM56 52V51H55ZM196 52H198V51H196ZM211 52H212V50H210V54H211ZM226 52H229L228 50L226 51ZM231 52V51H230ZM233 52H235V51H233ZM153 53V52H152ZM151 53V54H152ZM173 53V52H172ZM176 53V54H175ZM200 53V52H199ZM251 53H254V52H251ZM258 53V52H257ZM10 54H13V53H11L10 52ZM24 54H26V53H24ZM27 54H29V55H31L32 53H27ZM26 54V55H27ZM35 54H37V52H35ZM42 54V53H41ZM56 54V53H55ZM170 54V53H169ZM190 54H191V52H190ZM192 54H193V52H192ZM194 54H195V52H194ZM202 54H204V53H202ZM206 54V53H205ZM220 54V53H219ZM218 54V56H220ZM222 54H223V52H222ZM229 55H231L232 54V52L231 53H228ZM227 54V55H228ZM236 54V53H235ZM17 54H15V56H16ZM22 54H19V56H21ZM28 55V56H29ZM33 55V54H32ZM53 55V54H52ZM57 55H58V52H57ZM154 54H152L151 56H153ZM185 55V57L187 58L186 60V62L184 61L185 59V57H183ZM209 55V54H208ZM228 55V56H229ZM9 56H14V54L13 55H9ZM14 56V57H15ZM18 56V57H19ZM22 56H24V55H22ZM22 56H21V58H22ZM34 56V55H33ZM41 56V55H40ZM157 56V55H156ZM156 56H154L153 58H151V59H156L155 61H156V63H159V62H157V60H158V58H155ZM196 58H197V60H195V61H193V62H191L190 64H192V63H194V64H196V62H198V60H202V59H198L199 57H198V54L196 53ZM210 56V55H209ZM218 56L217 57H214V59L213 60H215V58H217L218 59ZM224 56L226 57V55H225V53H224ZM223 56V57H224ZM228 56H227V60H228ZM236 56V55H235ZM249 56V55H248ZM145 57V58H144ZM231 57H232V55H231ZM230 57V58H231ZM250 57H251V55H250ZM253 57H255V55L253 56ZM10 58H12L13 59V57H10ZM17 58V57H16ZM55 58H56V56L54 57V60H55ZM67 57H64V58H61L62 60L64 59H66ZM150 58L148 57L147 59L148 60H150ZM201 58H202V56H201ZM221 58H222V55H221ZM230 58H229V60H230ZM235 58H237V57H235ZM247 58H249V57H247ZM20 57L18 58V60L17 61H19V63H21V62H24V64H25V61L27 62L28 60H26L27 58L26 57H24V60L23 59H20ZM36 59H37V57H36ZM40 59V58H39ZM61 59H56V60H58V61H56V63L58 62V63H60V61H62ZM184 59V60H183ZM216 59V60H217ZM22 60V61H21ZM44 60V59H43ZM52 60V59H51ZM204 60V59H203ZM231 60H233V59H231ZM254 60V59H253ZM16 61V60H12V63H14V62ZM16 61V62H17ZM30 61V60H29ZM28 61V63L30 64V66L31 67H33V68H36L37 69V67H35L34 65L32 66L31 65V63ZM42 61V60H41ZM151 61V60H150ZM150 61H148V63H150L151 64V62ZM160 61V60H159ZM169 61V60H168ZM224 61V60H223ZM226 61V60H225ZM225 61H224V63H225ZM234 61H235V59H234ZM242 62H244V60H241ZM249 61V60H248ZM248 61H245L246 63L248 62ZM5 62V61H4ZM7 62H9V61H7ZM6 62V63H7ZM66 62V61H65ZM154 62V61H153ZM204 62V61H203ZM206 62V61H205ZM209 62V61H208ZM228 62H231V61H228ZM244 62V63H245ZM256 62V61H255ZM5 63V64H6ZM19 63L17 62V64H18V66H20V67H16V69H15V65H17V64H15L14 65V70H16L17 71V73H19L20 74V72H18V71H20V69H21V65L22 66H26L28 63H26L25 65L23 64V63H21V65H19ZM170 63H171V61H170ZM187 65H186V64ZM199 63V62H198ZM214 63V62H213ZM212 63V60H211V62H209L208 64H207V62H206V64L205 63H203V64H205V65H209V64H213ZM223 63V62H222ZM238 63H239V61H238ZM243 63V64H244ZM246 63L244 64V66L246 65ZM33 64V63H32ZM35 65H36V63H34ZM61 65L62 64H64L65 65V63H63V62H61L60 63ZM155 64V63H154ZM231 64H232V62H231ZM235 64H237V63H235ZM240 64V63H239ZM238 64V65H239ZM242 64V63H241ZM240 64V65H241ZM242 64V65H243ZM249 64H252V63H249ZM249 64L247 63V67H249ZM13 64H11V66H12ZM68 65V64H67ZM193 65V64H192ZM200 65H202L201 63H200ZM226 65H228L227 64V62H226ZM239 65V66H240ZM256 65V64H255ZM10 66V67H11ZM29 66V65H28ZM29 66V67H30ZM37 66H39L40 67V65H37ZM193 66H195V65H193ZM261 66H263V65H261ZM1 67V66H0ZM44 67V66H43ZM43 67H41V69H43ZM191 66H189V68H190ZM198 68H199V65L197 66ZM205 67V66H204ZM208 67V66H207ZM207 67L206 68H204V69H206L207 70ZM210 67V66H209ZM221 67H224L223 66V64L221 65ZM236 67V66H235ZM11 68H13V66L11 67ZM11 68H9V72H10V74H9V72H7L8 73V77H10V79L12 80V81H10V82H12L14 85H17L16 87L17 88H19V90H16V88L14 89L13 88V84L11 83V85H10V83H9V85H10V87H8L9 85H7V83H6V85H4L5 86V89L7 88V90L9 89V88H13L14 90H15V92H20V90H21V86L19 85V80H21V81H24L23 83H25V80L23 79L22 80V78L24 77H22L21 79H20V77H18L17 76V78L19 79L18 80V84H17V82H13L14 80L13 79H15V81H16V79L17 78H15L16 77V75H17V73L15 74L14 72H16V71H13V69H12V71L10 70ZM20 68V69H19ZM23 68V67H22ZM25 68H27L28 69V67L26 66ZM25 68H23V69H25ZM30 69L29 68V70L31 71V70H34V69ZM151 68V67H150ZM191 68H193L194 69V67H191ZM197 68V69H198ZM201 68H202V66H201ZM201 68L199 69V70H201ZM210 68H212V67H210ZM210 68H209V70H210ZM219 68H220V66H219ZM225 68V67H224ZM223 68V69H224ZM230 68V67H229ZM240 67H237L236 69L238 70ZM244 68V67H243ZM254 68V67H253ZM264 68V67H263ZM262 68V69H263ZM17 69H19V70H17ZM53 69V68H52ZM55 69V68H54ZM153 69V68H152ZM193 69H190V70H188L189 71V73H190V71L191 70H193ZM213 69V68H212ZM218 69V68H217ZM221 69V68H220ZM226 69H227V67H226ZM232 69V68H231ZM230 69V71H232ZM233 69H235L234 67H233ZM252 68H250V70H251ZM1 70V72H2V69H0ZM28 70V71H29ZM44 70H45V67H44ZM58 70V69H57ZM151 70V69H150ZM154 70V69H153ZM198 70V71H199ZM209 70H207V71H209ZM215 70H216V68H215ZM214 69H213V71H215ZM21 71H22V69H21ZM24 71H26V70H24ZM27 71V72H28ZM29 71V72H30ZM38 71V70H37ZM54 71V70H53ZM187 71V70H186ZM187 71V72H188ZM195 71H197V70H195ZM197 71V72H198ZM204 70H202V72H203ZM211 71V70H210ZM209 71V72H210ZM212 71V72H213ZM228 71H229V69H228ZM239 71H240V69H239ZM246 71V70H245ZM11 72H13V74L11 73ZM23 72V71H22ZM32 72H34L33 74H35V70L34 71H31L30 73H32ZM159 72H160V74H159ZM176 72V75L175 76H177V74H179V73H177ZM206 72V71H205ZM205 72H203L204 74H206ZM216 72V71H215ZM218 72V71H217ZM222 72H223V70H222ZM226 72V71H225ZM244 72V71H243ZM247 72V71H246ZM245 72V73H246ZM249 73H251L250 71H248ZM29 73V74H30ZM183 73H185V72H183ZM214 73V72H213ZM224 73V72H223ZM264 73V72H263ZM2 74L3 73H1L0 75L2 76ZM23 74V73H22ZM140 74V75H139ZM157 74V73H156ZM172 74V75H173ZM194 74H197V73H193L192 72V75H194ZM199 74H200V72H199ZM219 74H222V73H219ZM225 74V73H224ZM252 74V73H251ZM11 75H13V76H11ZM14 75H15V77H14ZM32 74H30V76H31ZM169 75V74H168ZM172 75H171V78H173L172 77ZM187 75V74H186ZM185 75V76H186ZM192 75H190V76H192ZM206 75H208V73L206 74ZM206 75H204L203 77H204V81H209L208 80V78L206 77V79H205V76ZM209 75H211V73L209 74ZM226 75H228L227 73H226ZM226 75H225V77H223V81L221 80V83L224 85V86H226V84H224L223 82L225 81L224 79L226 78ZM239 75V78H240V74H238ZM242 75V74H241ZM244 75V74H243ZM242 75V77H244ZM247 75H248V73H247ZM257 75H259V74H257ZM0 76V77H1ZM6 76V77H7ZM20 76H21V74H20ZM33 76V75H32ZM34 76H36L37 77V75H34ZM39 76V75H38ZM138 76V77H137ZM148 76V75H147ZM146 76V77H147ZM180 76V75H179ZM181 76H182V74H181ZM189 76V77H190ZM195 76V75H194ZM196 76H198V74L196 75ZM195 76V77H196ZM222 76H224V75H222ZM221 76V77H222ZM250 76H252V75H250ZM262 76V75H261ZM260 76V77H261ZM12 77V78H11ZM14 77V78H13ZM26 77V76H25ZM29 77V76H28ZM140 77V78H139ZM145 77V78H146ZM170 75L168 76V79L166 78V77H164V79H163V81H166V80H169L170 78ZM229 77V76H228ZM248 77V76H247ZM255 77V76H254ZM32 78V77H31ZM138 78V79H137ZM155 78H153V80H151V81H155ZM166 78V79H165ZM176 78V79H175ZM174 79L175 80H179V78H177V77H175ZM181 78V77H180ZM183 78H184V75H183ZM183 78H181V79H183ZM194 78V77H193ZM193 78H190V79H186L187 81L185 82V80H181V81H184V83L185 84H189L190 85V83H187L189 80V82H191L192 81V79ZM197 78V77H196ZM216 78V77H215ZM219 78V77H218ZM217 78V79H218ZM257 76L255 77V78H251V81L250 80H247L246 79V77L245 78H243V79H245V80H243V82H241L240 84H237V83H235L234 82V84H236L237 86L239 85V87H240V92H237V93H239V94H237L235 91V93L236 94H234V95H237L238 97H239V102L237 101V111H238V113H237V116H238V119H239V121H240V118H242L243 117V121H241L240 122V125L239 126H245L244 127V129H242V127H241V131H240V134H241V132H243V140H240L239 139V141H240V144H236V147H237V145H238V147L240 148V150H241V154H242V161L240 162V163H237V165H236V167L235 168H232L233 169V171L234 170H236V169H238L237 171H239L241 174H245L247 177H248V175H247V172H248V170H249V158H251V159H253V160H255V157L254 156H256V154L258 153L257 152V150H261V144H262V142H264V141H262V132H263V124H264V121L263 120H261V122H256V119H257V117L259 116V115H263L264 116V113L262 114L261 113V107H260V105H261V103H262V101H263V99H264V97L261 95V85L259 84V81H257ZM262 78V77H261ZM37 79V78H36ZM147 78H146V80H148ZM198 80H199V76H198V78H197ZM217 79H215L216 81V83H218L217 82ZM221 79V78H220ZM232 79L233 78H231L230 80L232 81ZM249 79V78H248ZM264 79V78H263ZM30 80V79H29ZM141 80H142V78H141ZM197 80V81H198ZM229 80V81H230ZM240 81H241V79H239ZM5 81H6V79H5ZM4 81V82H5ZM7 81H9V80H7ZM174 81V80H173ZM236 81V80H235ZM264 81V80H263ZM263 81H261V83L263 82ZM29 83H27V84H31L30 83V81H28ZM139 82H143V80L142 81H139ZM156 82V81H155ZM156 82V83H157ZM180 82V81H179ZM178 82V83H179ZM200 82V81H199ZM202 82V81H201ZM239 82V81H238ZM16 83V84H15ZM145 83V82H144ZM152 83H154V82H152ZM157 83V84H158ZM163 83H165V82H163ZM172 83V82H171ZM177 83V82H176ZM176 83L174 82V84L176 85ZM193 83V82H192ZM219 83H220V80H219ZM233 83V82H232ZM5 84V83H4ZM27 84H25V85H27ZM43 84V85H42ZM146 84H147V82H146ZM154 85V86H152V85H150V87L152 86V87H155V86H158V85ZM167 84V83H166ZM183 83H181L180 85H182ZM202 84V83H201ZM212 84H214V83H211V85ZM229 84V83H228ZM233 84V85H234ZM21 85H22V83H21ZM142 85H143V83H142ZM145 85V84H144ZM143 85V86H144ZM148 85V84H147ZM168 85H169V83H168ZM171 85H173V84H171ZM171 85H169V89H172L171 88ZM193 85V84H192ZM233 85H231V86H233ZM235 85V88H234V90L237 88V86ZM2 86V85H1ZM7 86V87H6ZM12 86V87H11ZM20 86V87H19ZM45 86V87H44ZM142 86V87H143ZM183 86H185L184 84H183ZM191 86V85H190ZM206 86H208V85H206ZM214 87H212V88H210V86H209V88L210 89H214L215 88V84L213 85ZM218 86H222V85H219L218 84ZM224 86H222V87H224ZM141 87V86H140ZM150 87L149 86H147V88H148V90H150ZM159 87H161L160 85L156 88V89H158ZM173 87V86H172ZM186 87V86H185ZM184 87V88H185ZM192 87V86H191ZM191 87H188L189 89L191 88ZM195 87V86H194ZM221 87V88H222ZM2 88H3V86H2ZM1 88V89H2ZM30 88V87H29ZM34 88V87H33ZM143 88H145V90H143L144 91V93L145 92H147V93H145V94H147L148 95V92L149 91H147V88H146V85L143 87ZM162 88V90H166L167 88H168V86H167V88H166V86L164 87L165 89H163V87H161ZM161 88H159V89H161ZM180 88V87H179ZM229 88V87H228ZM13 89H9V91H12ZM23 89H24V87H23ZM25 89H27V88H25ZM22 90V92L21 93H23L24 91H26V90ZM152 89L154 90V88H151V90L150 91H152ZM159 89L157 90V92L156 91H153V93H155L156 92V94H158V92H160L159 91ZM181 89V88H180ZM197 89V88H196ZM209 89V90H210ZM217 89V88H216ZM215 89V90H216ZM218 89H220V88H218ZM223 89H226V87L225 88H223ZM222 89V90H223ZM233 89V88H232ZM238 89V88H237ZM7 90H5V94H6V92H7ZM126 90V91H127ZM161 90V91H162ZM178 90V89H177ZM191 90H194V92H195V94L194 95H198V94H196V92H197V90L195 91V88L194 89H191ZM2 91V90H1ZM1 91H0V95H4V93H1ZM125 91V92H126ZM133 91V90H132ZM167 91H168V89H167ZM179 91V90H178ZM178 91H175V92H178ZM180 91H182V89L180 90ZM218 91V90H217ZM224 92H226V90H223ZM223 91H221V92H223ZM230 91H232V90H230ZM237 91V90H236ZM14 92V91H13ZM13 92H10V93H12L13 94ZM18 92V93H19ZM27 92V91H26ZM25 92V93H26ZM119 92V93H120ZM130 92V91H129ZM164 92V91H163ZM170 92V91H169ZM172 92H174V90L172 91ZM184 92H185V90H184ZM187 92H189V90L188 91H186V93ZM192 92V91H191ZM191 92L188 94L189 96H192V95H190L191 94ZM213 92V91H212ZM10 93H9V98H11V95H10ZM152 93V92H151ZM151 93H150V95H151ZM162 93V92H161ZM161 93H159V94H161ZM171 93V92H170ZM181 94L183 93V91L182 92H180ZM214 93V92H213ZM218 93H219V91H218ZM218 93H217V95L216 96H218L219 97V95H218ZM227 93H229L228 92V90H227ZM231 93H233V92H231ZM231 93L229 94V97H230V95H231ZM115 94H117V93H115ZM163 94V93H162ZM193 94V93H192ZM220 94V93H219ZM224 94H226V93H224ZM15 95V94H14ZM131 95V94H130ZM129 95V97H132V96H130ZM137 95V94H136ZM136 95H133L134 97L136 96ZM141 95H143V93H141L139 96H141ZM173 95V94H172ZM180 95V94H179ZM220 95H222V94H220ZM6 95H4V97H5ZM18 96H20V95H18ZM18 96H17V98H18ZM113 96V95H112ZM138 96V95H137ZM149 96V95H148ZM159 96V95H158ZM161 96V95H160ZM163 96V95H162ZM159 97L160 98V100H162L161 98H165L164 96L163 97ZM169 96H170V94H169ZM181 96V95H180ZM183 96V95H182ZM207 96V95H206ZM211 96V95H210ZM216 96L213 98V96H211L209 99V101H210V103L208 104L209 106L211 105V103H213L214 102V104H216V102H215V99H216ZM225 96V95H224ZM6 97H8V96H6ZM14 97V96H13ZM12 97V98H13ZM16 97V96H15ZM143 97H146L145 95L143 96ZM152 97H153V95H152ZM166 97H168L167 95H166ZM179 97V96H178ZM178 97L176 96V98L178 99ZM186 97V96H185ZM184 97V98H185ZM196 97V96H195ZM228 97V96H227ZM236 97V96H235ZM8 98V99H9ZM137 98V97H136ZM140 98H142V96L140 97ZM155 98L157 99V97H156V95H155ZM220 98V97H219ZM1 99V98H0ZM6 99V98H5ZM5 99H3V102H4V100ZM114 99V98H113ZM138 99V98H137ZM142 99H144V98H142ZM148 99V98H147ZM167 99V98H166ZM187 99H188V97H187ZM190 99V98H189ZM188 99V100H189ZM197 99V98H196ZM195 99V100H196ZM207 99H208V96H207ZM223 99H226V98H223ZM230 99V98H229ZM234 99V98H233ZM232 99V100H233ZM236 99V98H235ZM2 100V99H1ZM10 100V99H9ZM12 100V99H11ZM127 100H129V98L127 99ZM141 100V99H140ZM149 100H150V98H149ZM185 100V99H184ZM184 100H181L180 102L182 103V102H184ZM193 100H194V97H193ZM195 100H194V103H196V102H200V100L198 99V101H196L195 102ZM201 100H204V99H201ZM228 100V99H227ZM237 100V99H236ZM6 101V100H5ZM13 101V100H12ZM11 101V103H13ZM17 101V100H16ZM25 101V100H24ZM110 101H111V99H110ZM120 101V100H119ZM118 101V102H119ZM125 101V100H124ZM136 101V100H135ZM134 101V102H135ZM143 100H141L140 101V103L142 102ZM153 104L152 105H154V103H156L157 102V100H156V102H155V99L153 98ZM166 101V100H165ZM167 101H169V99L167 100ZM166 101V102H167ZM173 101V103L175 102L174 100H172ZM179 101V100H178ZM126 102V101H125ZM128 102V101H127ZM137 102V101H136ZM146 102V103H145ZM166 102H164V103H166ZM170 102V101H169ZM186 102V101H185ZM184 102V103H185ZM192 102V101H191ZM202 102V101H201ZM206 102V101H205ZM226 102H228V101H226ZM232 102H234V101H232ZM236 102V101H235ZM15 103V102H14ZM112 103V102H111ZM131 103V102H130ZM129 102H128V104H130ZM144 103L145 104H143L144 105V109H145V107L147 108V107H149V108H151L152 107V105L151 106H147L146 104L148 103L147 102V100L145 99V101H144ZM170 103H172V102H170ZM188 104H189V102H187ZM231 103V102H230ZM229 103V104H230ZM264 103V102H263ZM4 104H6V102H4ZM113 104V103H112ZM115 104V103H114ZM118 104V103H117ZM132 104V103H131ZM136 104H138V103H135V105ZM169 104V103H168ZM175 104H176V102H175ZM177 104H178V102H177ZM187 104V105H188ZM191 105H192V103H190ZM197 104V103H196ZM199 104V103H198ZM197 104V105H198ZM213 104V105H214ZM234 104V103H233ZM1 105H3V104H1ZM14 105V104H13ZM19 105V104H18ZM118 105H120V104H118ZM133 105V104H132ZM135 105H134V107H135ZM142 105V106H143ZM146 105V106H145ZM159 105V104H158ZM158 105H156V107L158 108L159 106ZM167 105V104H166ZM165 105V106H166ZM180 105V104H179ZM182 105V104H181ZM200 105V104H199ZM199 105H198V107H199ZM207 105V106H208ZM231 105H232V103H231ZM230 105V106H231ZM5 106V105H4ZM6 106H9V105H7L6 104ZM14 106H16V105H14ZM116 106V105H115ZM141 106V107H142ZM175 106V105H174ZM173 106V107H174ZM178 106V105H177ZM184 106H185V104H184ZM196 106V105H195ZM216 106H217V104H216ZM219 106V105H218ZM221 106V105H220ZM223 106V105H222ZM225 106H226V104H225ZM234 106V105H233ZM17 107V106H16ZM130 107V106H129ZM141 107H139V104H138V108L140 109ZM172 106H170V108L168 107V109H169V111H171V110H173L174 108H173ZM181 107V106H180ZM213 107V106H212ZM211 107V108H212ZM3 108V107H2ZM8 108V107H7ZM114 108V107H113ZM135 108H137V107H135ZM133 109V110H136V109ZM153 108V107H152ZM151 108V109H152ZM155 108V107H154ZM156 108V109H157ZM162 108H163V105H162ZM161 107L160 108H158V109H162ZM172 108V109H171ZM178 108V107H177ZM176 108V109H177ZM185 108V107H184ZM189 108V107H188ZM201 108V107H200ZM204 108V107H203ZM209 108L210 107H208V108H206V112H207V109H208V113H209V111L211 110V111H213V108L212 109H210L209 110ZM225 108V107H224ZM4 110H6V108H3ZM99 109V108H98ZM115 109V108H114ZM141 109H143V107L141 108ZM143 109V110H144ZM168 109H165V110H168ZM171 109V110H170ZM176 109H174L173 110V112H171V113H173L174 115H176L175 113H174V111L176 112ZM182 109V108H181ZM196 109V108H195ZM215 109V108H214ZM220 109V108H219ZM228 109H230L231 111L233 110V109H231L230 107L228 108ZM262 109H264L263 107H262ZM2 110V109H1ZM100 110H101V107H100ZM110 110V109H109ZM122 110V109H121ZM132 110V111H133ZM147 110L148 111H146V110H144V111H146V114L145 115H150V114H152L153 112H152V110H149L148 108H147ZM184 110V109H183ZM190 111L191 110H193V105H192V109H189ZM227 110V109H226ZM9 111H10V107H9ZM103 111V110H102ZM123 111V110H122ZM149 111H151V112H149ZM153 111H155V110H153ZM181 111V110H180ZM179 111V112H180ZM195 111V110H194ZM197 111H199V110H197ZM196 111V112H197ZM217 111V112H216ZM259 111H260V114H259ZM5 112V111H4ZM136 112V111H135ZM158 112V111H157ZM160 112V111H159ZM164 112H167V111H163V113ZM183 112H185V111H183ZM193 112V111H192ZM195 112V113H196ZM205 112V111H204ZM205 112V113H206ZM214 113L212 114V115H216V116H214V117H216V118H212V120L213 119H217L218 117H220V116H223L222 118H224L223 120L225 121V119H226V115H224V113H225V111H224V113H221V114H219L218 113V110H214L213 111ZM219 112H222V111H219ZM229 112V111H228ZM8 113V112H7ZM14 113H12L13 115H14ZM100 113H102V112H100ZM99 113V114H100ZM124 113V111L122 112V114ZM140 113V112H139ZM145 113V112H144ZM143 113V114H144ZM186 113V112H185ZM188 114L190 113L189 111L187 112ZM186 113V114H187ZM195 113H191V115L192 114H194V116H195ZM198 113V112H197ZM197 113H196V115H197ZM216 113V114H215ZM217 113H218V115H217ZM4 114V113H3ZM8 114H10V112L8 113ZM97 114V113H96ZM116 114H117V112H116ZM121 113H119V114H117V115H120ZM136 114V113H135ZM155 114V113H154ZM167 114V113H166ZM169 114H170V112H169ZM186 114H182V115H185L186 116ZM199 114L200 115H198V118H196V122H195V124L194 123H192V124H194V127L190 130V131H188V128L187 129H183L182 131H180V139H179V142H178V145L179 144H184V146L186 145V143L187 142H189V141H192L191 139L193 138V136H194V133L195 132H199L198 134H200V132H205V127H208V123H207V126H206V124H205V118H207V117H204L203 118V115H204V113H202V111H201V113L199 112ZM223 114V115H222ZM226 114V113H225ZM229 114V113H228ZM231 114V113H230ZM98 115V114H97ZM134 115V114H133ZM137 115V114H136ZM144 115V116H145ZM147 115V116H148ZM160 115H162V117H163V114H160L159 113V116L158 117H160ZM173 115V116H174ZM207 115V114H206ZM205 115V116H206ZM2 116V115H1ZM111 116H112V114H111ZM128 116V115H127ZM143 116V115H142ZM143 116V117H144ZM168 116V115H167ZM178 114H177V116H175V117H177L178 118ZM181 116V115H180ZM179 116V118L178 119H180V118H183L182 116L180 117ZM184 116V117H185ZM229 116H231V115H229ZM8 117H9V115H8ZM15 117V116H14ZM99 117V116H98ZM104 117V116H103ZM121 117H123V115H121ZM126 117V116H125ZM131 117V116H130ZM141 117V116H140ZM140 117H138L137 116V119L139 120L140 119ZM151 117H152V115H151ZM196 117V116H195ZM195 117H193V118H195ZM208 117H210V114H209V116ZM12 118H13V116H12ZM100 118V117H99ZM124 118V117H123ZM142 118V117H141ZM146 118V117H145ZM153 118V117H152ZM233 118V117H232ZM235 118V117H234ZM260 118H262V117H260ZM7 119V118H6ZM93 118H91V120H92ZM107 119V118H106ZM122 119V118H121ZM136 119V120H137ZM160 119H161V117H160ZM184 120L186 119V118H183ZM190 119V118H189ZM236 119V118H235ZM234 119V120H235ZM10 120V119H9ZM98 122H102V120H98V119H96ZM109 120V119H108ZM122 120H125V119H122ZM137 120V121H138ZM145 120V119H144ZM148 120V119H147ZM177 120V119H176ZM176 120H174V122H177ZM188 120V119H187ZM187 120H186V122L185 123H187ZM192 120V119H191ZM194 120V119H193ZM192 120V121H193ZM208 120V119H207ZM227 120V119H226ZM228 120H229V118H228ZM227 120V122H229ZM258 120H259V117H258ZM5 121V120H4ZM8 121V120H7ZM58 121V124H60V125H62L63 124V126H57V127H54L55 125H54V123L55 122H57ZM70 121V122H69ZM93 121V120H92ZM92 121H91V123H92ZM131 121V120H130ZM164 121H165V118H164ZM180 120H178V122H179ZM181 121H182V119H181ZM192 121H190V122H192ZM223 121V123H225ZM236 121V123H238L237 122V120H235ZM85 122V121H84ZM84 122H80L79 124H81V123H84ZM97 122V123H98ZM140 122V121H139ZM148 122V121H147ZM153 123H155L154 122V120L152 121ZM151 122V123H152ZM174 122H173V120L171 121V122H169L170 124V127H172V125H173V129H174V127H175V125L177 124V123H175V125H174ZM211 122H213L214 123V121H211ZM12 123L14 124V122H9V124H7V123H3V122H1L0 121V125H5V126H8V127H10L11 125H12ZM69 123V125H67V124ZM100 123H99V125H100ZM160 123H162V122H160ZM164 124H166V125H164L163 124V127L164 126H167V128H170V127H168L169 125H167L168 123L165 121V122H163ZM173 123V124H172ZM236 123H234L235 125H237ZM64 124H66V126H64ZM74 124V123H73ZM145 124V126H146V123H144ZM172 124V125H171ZM179 124H180V126H181V124H182V122L180 123L179 122ZM179 124H177V126L178 127H176L175 129H174V131H177V129L179 128V129H182L181 127H179ZM189 124V122L187 123V125ZM212 124V123H211ZM217 124H218V122H217ZM227 124V123H226ZM225 124V125H226ZM234 124H231V125H234ZM72 125V124H71ZM76 125H78L77 123H76ZM106 125V124H105ZM156 125V124H155ZM154 125V126H155ZM158 125V124H157ZM191 125V124H190ZM215 125H216V121H215ZM230 125V124H229ZM234 125V126H235ZM87 126H88V124H87ZM108 126L110 127V124H108ZM142 126H144V125H142ZM149 126H150V124H149ZM212 126H213V124H212ZM212 126H211V130H213L216 126H217V128H218V125H216V126H214V128L212 129ZM7 127V128H8ZM86 127V126H85ZM89 127H90V125H89ZM88 127V128H89ZM103 127H104V125H103ZM158 127H161V126H159L158 125ZM187 127V126H186ZM3 128H4V126H3ZM6 128V127H5ZM7 128L6 129H3V130H6V132H8L7 131ZM79 128H80V126H79ZM88 128H86V129H88ZM105 128V127H104ZM226 128V127H225ZM231 128V127H230ZM2 129V128H1ZM9 129V128H8ZM84 129V128H83ZM133 129V128H132ZM149 129V128H148ZM171 129V128H170ZM179 129H178V131H179ZM206 129H208V128H206ZM209 129H210V127H209ZM216 129V128H215ZM214 129V130H215ZM221 129H222V126L220 127V131H221ZM224 129V128H223ZM222 129V130H223ZM104 130H106V129H104ZM153 130V129H152ZM168 130V129H167ZM84 131V130H83ZM88 131H89V129H88ZM141 131V130H140ZM154 131V130H153ZM156 131H159V130H157L156 129ZM224 131V130H223ZM5 132V131H4ZM57 132V133H56ZM59 132V133H58ZM171 133H173V130H171L170 131ZM206 132L208 133L209 132V130L207 131L206 130ZM219 132V131H218ZM231 132V131H230ZM2 133H3V131H2ZM9 133V132H8ZM13 132H11V135H13L12 134ZM144 135H146L144 132H142ZM164 133H167V131L166 132H164ZM181 133H182V135H183V137H182V135H181ZM213 133L215 134V133H217V132H214L213 131ZM212 133V134H213ZM143 134H141V136H140V134L138 135V137L140 138V140L141 141H139L140 143L143 141V139L141 138L142 136H143ZM159 134H160V131H159ZM170 134V133H169ZM168 134V135H169ZM175 134V133H174ZM206 134V133H205ZM210 134H211V132H210ZM220 134H222V131H221V133ZM220 134H218V136L220 135ZM228 134H229V131H228ZM238 134L239 133H236V135L235 136H238ZM3 135H6V134H2V136ZM10 135V134H9ZM148 135V134H147ZM147 135H146V137H147ZM153 135H155V134H153ZM152 135V133H151V135H148V136H153ZM161 135V134H160ZM159 135V138L161 137ZM167 135V134H166ZM216 135V134H215ZM0 137V142L3 144V145H8V144H6V143H3V142H5L4 141V139L5 138H3V137ZM7 136V135H6ZM19 136H17L16 138H18ZM197 136V135H196ZM196 136H195V138H196ZM199 136V139H200V135H198ZM212 136V135H211ZM217 136V137H218ZM245 136V137H244ZM10 137V136H9ZM14 137H15V135H14ZM13 137V138H14ZM25 137H28V138H30L29 140H27V138L25 139ZM154 137L155 136H153V137H150V140L148 139V140H146V143H147V141L149 142V141H151L152 142V139L154 140ZM170 137H171V134H170ZM209 137H210V135H209ZM221 137V136H220ZM264 137V136H263ZM7 138H8V136H7ZM6 138V139H7ZM12 138V136H11V139H13ZM138 138V139H139ZM149 138V137H148ZM164 138H166L165 136H164ZM176 138V137H175ZM174 138V139H175ZM184 138H185V140H184ZM203 138H205V137H203ZM208 138V137H207ZM239 137H237V139H238ZM11 139L9 138V140L11 141ZM177 139V138H176ZM175 139V140H176ZM206 139V138H205ZM205 139H203V140H205ZM222 139V138H221ZM235 139V138H234ZM236 139V140H237ZM165 140V139H164ZM164 140H162V141H164ZM184 140V141H183ZM197 141H198V139H196ZM201 140V139H200ZM199 140V141H200ZM235 140V141H236ZM8 141V140H7ZM53 141H56V143H57V141H60V145L58 146V145H56L55 144V142H54V144L57 146V147H55L54 146V144H50V142H52L53 143ZM138 141V140H137ZM136 141V142H137ZM155 143H156V138H155ZM208 140H206V142H207ZM215 141V140H214ZM234 141V142H235ZM14 142V141H13ZM43 142H48V144H50V145H43L44 143ZM139 142H137L138 143V145H137V147L140 145V143ZM144 142H145V139H144ZM173 142V141H172ZM176 142V141H175ZM182 142V143H181ZM205 142V141H204ZM211 142H213V140L211 141ZM223 142V141H222ZM238 142V141H237ZM31 143H33V142H31ZM143 143V142H142ZM146 143H144V144H146ZM154 143V144H155ZM164 143V142H163ZM189 143H192V146H193V142H189ZM188 143V144H189ZM202 143V142H201ZM34 144V143H33ZM36 144V143H35ZM58 144V143H57ZM144 144H142V145H144ZM151 143L149 142V145H150ZM162 144V143H161ZM173 144V143H172ZM177 144V143H176ZM176 144H173V145H176ZM182 144V145H183ZM16 145H17V143H16ZM23 145V144H22ZM178 145H176V146H178ZM196 145V144H195ZM208 145V142H207V144L205 145L204 144V146H203V144H202V146L203 147H206ZM222 145V144H221ZM263 145V144H262ZM19 146H21V144L19 145ZM30 146V145H29ZM141 146V145H140ZM147 146H148V144H147ZM153 146H155V145H153ZM176 146H174L173 147V149L176 147ZM180 146V145H179ZM184 146H182V147H184ZM187 146H189V145H187ZM192 146H189V148H191ZM213 147H214V143H213V145H212ZM211 146V147H212ZM233 146V145H232ZM234 146H235V143H234ZM8 147V146H7ZM7 147H5V148H7ZM11 147H13V146H11ZM22 147V146H21ZM156 147V146H155ZM170 147V145L167 147V149ZM197 147H200V146H197L196 145V148ZM209 147V146H208ZM222 147V146H221ZM224 147V146H223ZM235 147V148H236ZM237 147V148H238ZM0 148H1V146H0ZM22 148H24V145H23V147ZM22 148H20V149H22ZM27 148V147H26ZM25 148V149H26ZM145 148V147H144ZM149 148V147H148ZM159 148V147H158ZM195 148V146H194V148L192 147V149H195V150H192V151H190V152H188V153H191V152H194L195 151V153H196V150H198V148L196 149ZM202 148V147H201ZM225 149L227 148V147H224ZM229 148V147H228ZM263 148V147H262ZM28 149V148H27ZM30 149V148H29ZM152 149V148H151ZM155 149V148H154ZM187 149H188V147H187ZM186 149V150H187ZM233 149H234V147H233ZM6 150V149H5ZM5 150H2V152L3 151H5ZM8 151H10V149H7ZM132 150V151H131ZM171 150V149H170ZM178 150H180V149H178ZM181 150H182V148H181ZM185 150V149H184ZM184 150H182L183 152V154L185 155V153H186V151L184 152ZM200 150V149H199ZM198 150V151H199ZM202 150V149H201ZM206 150V149H205ZM208 150V149H207ZM206 150V151H207ZM219 150V149H218ZM237 150H239V149H237ZM264 150V149H263ZM263 150H261L262 152H263ZM1 151V150H0ZM13 151H14V149H13ZM15 151H17L16 149H15ZM30 151V150H29ZM157 151V150H156ZM159 151V150H158ZM157 151V152H158ZM197 151V152H198ZM12 152V151H11ZM19 152V151H18ZM165 152V151H164ZM166 152H168V151H166ZM177 152V151H176ZM175 152V153H176ZM180 152V151H179ZM227 151L225 150V153H226ZM238 152V151H237ZM236 152V153H237ZM6 154H7V152H5ZM162 153H163V151H162ZM174 153V154H175ZM204 153V152H203ZM2 154V153H1ZM11 154H14V153H11ZM26 154V153H25ZM24 154V155H25ZM33 154V153H32ZM33 154V155H34ZM140 154V153H139ZM149 154V153H148ZM148 154H147V156H148ZM160 154V153H159ZM167 154V153H166ZM187 154V153H186ZM154 155V154H153ZM163 155V154H162ZM161 155V156H162ZM177 155H180L179 153L177 154ZM183 155V156H184ZM190 154H188L186 157L188 158V156H189ZM192 155V154H191ZM198 154L196 153V156H197ZM207 155V154H206ZM6 156V155H5ZM141 156H143V154L141 153ZM145 156V155H144ZM159 156V155H158ZM181 156V155H180ZM176 157L177 158V160L179 159V158H182V160H181V162L178 160L177 162H180V164H178V166H175V167H172V168H170V166H168V168H170L169 170H170V174H172V175H178V173H180L179 171V165H182V164H185V162L183 163V161H186V160H188L187 158H185V160H183V157L181 156V157ZM195 156V154H194V157H196ZM202 156V155H201ZM200 156V157H201ZM221 156V155H220ZM240 156V155H239ZM14 157V156H13ZM22 157H23V154H22ZM167 157V156H166ZM174 157V156H173ZM190 157V156H189ZM223 157V156H222ZM257 157H259V156H257ZM8 158V157H7ZM25 158H26V156H25ZM36 158V157H35ZM149 158V157H148ZM154 158V157H153ZM152 158V159H153ZM155 158H156V160H159L158 158H160V156L159 157H156L155 156ZM191 158H193V155H192V157H190V159ZM198 158V157H197ZM197 158H196V160H197ZM205 158V157H204ZM217 158V157H216ZM225 158V157H224ZM227 158V157H226ZM240 158V157H239ZM261 158V157H260ZM16 159V158H15ZM28 159V158H27ZM161 159V158H160ZM214 159L215 158H213L212 160L214 161ZM262 159H263V157H262ZM7 160V159H6ZM17 160V159H16ZM16 160H13V158H12V161H16ZM154 160V159H153ZM191 160H193V159H191ZM199 160V159H198ZM201 160V159H200ZM204 160V159H203ZM202 160V161H203ZM207 160V159H206ZM206 160H204V161H206ZM216 160V159H215ZM226 160V159H225ZM241 160V159H240ZM251 161L252 162V164H253V162L255 163V161ZM3 161H4V159H3ZM24 161V160H23ZM149 161V160H148ZM155 161V160H154ZM153 161V162H154ZM161 161H163V160H161ZM160 161V162H161ZM188 161H190V160H188ZM188 161L186 162V163H188ZM209 161V160H208ZM227 161H229V158H228V160ZM263 162H264V159L262 160ZM159 161L157 162V165H158V163H160ZM173 162H175V160L173 161ZM196 162H198V161H196ZM219 161L217 160V163H218ZM222 162V161H221ZM236 162V161H235ZM5 163V162H4ZM154 163H156V162H154ZM172 163V162H171ZM190 163H192L193 164V162H189L187 165L188 166H190L191 167V165H190ZM202 163V162H201ZM213 163V162H212ZM216 163V164H217ZM230 163V162H229ZM161 164H163V162L161 163ZM160 164V165H161ZM198 164H199V166H200V162H198ZM214 164H215V162H214ZM227 165H232V163H230V164H228V163H226ZM256 164V163H255ZM261 164V163H260ZM263 164V163H262ZM2 165H4V164H2ZM138 165V164H137ZM144 165V164H143ZM148 165V164H147ZM157 165H156V167H157ZM160 165L158 166V167H160ZM172 165H174V164H172ZM187 165H185V166H187ZM194 165V164H193ZM192 165V166H193ZM196 166H197V163L195 164ZM210 165V164H209ZM208 165V166H209ZM1 166V165H0ZM183 167H185L184 165H182ZM182 166H181V168H182ZM206 166V165H205ZM212 166V165H211ZM216 166V165H215ZM220 166V165H219ZM254 166V165H253ZM263 166H264V164H263ZM2 167V166H1ZM0 167V168H1ZM194 167V166H193ZM201 167V166H200ZM213 167H214V165H213ZM213 167H211V168H213ZM224 167H226V166H224ZM197 168V167H196ZM206 168V167H205ZM217 168V167H216ZM222 168V167H221ZM261 168H262V166H261ZM264 168V167H263ZM155 169V168H154ZM185 169V168H184ZM191 169H193L192 167H191ZM208 169H209V167H208ZM226 169V168H225ZM228 169V168H227ZM251 169V168H250ZM253 169H254V167H253ZM259 169H260V167H259ZM128 170V169H127ZM159 170V169H158ZM167 171H168V169H166ZM183 170V169H182ZM196 170V169H195ZM195 170H193V172L195 171ZM197 170H200V169H197ZM211 170V169H210ZM220 170V169H219ZM25 171V170H24ZM28 171V170H27ZM151 171H153V170H151ZM156 169L153 171V172H155L156 173ZM167 171H166V173H164V176L162 175V177H164L163 179L161 178V179H158L157 180V182H158V184H159V186H161V187H163L164 186V180H167V177H170V179H171V176H169L170 174L169 173H167ZM202 171V170H201ZM205 171V170H204ZM209 171V170H208ZM208 171H206V172H208ZM214 171V170H213ZM226 171V170H225ZM232 171V170H231ZM253 171V170H252ZM259 171V172H258ZM257 171V173L259 174V175H261V170H258ZM8 172H10V171H8ZM11 172V173H12ZM33 172V171H32ZM31 172V173H32ZM36 172H38L37 170H36ZM123 172V173H122ZM135 173V171L133 170V171H131L130 170V173ZM137 172V171H136ZM152 172V174H154L155 175V173H153ZM159 171H157V173H158ZM192 171H190V173H191ZM221 172H223V171H221ZM235 173H236V171H234ZM256 172V171H255ZM15 173V172H14ZM23 173V172H22ZM21 173V174H22ZM28 173H30L29 171H28ZM34 173H35V171H34ZM33 173V175L35 176V174ZM130 173H128L127 174V176H129V175H131ZM156 173V174H157ZM205 173V172H204ZM213 173V172H212ZM251 173V172H250ZM1 174H2V172H1ZM192 174V173H191ZM215 174H216V171H215ZM220 174V173H219ZM225 174H226V172H225ZM252 174L253 175H256L255 173H253L252 172ZM258 174H257V176H258ZM3 175H7V174H5V172H3ZM13 175H15L16 176V174H13ZM20 175V174H19ZM168 175V176H167ZM193 175V174H192ZM212 175V174H211ZM220 175H224L223 173L222 174H220ZM240 175V174H239ZM250 175V174H249ZM264 175V174H263ZM262 175V176H263ZM22 176H24V175H22ZM29 176H31V174L29 175ZM182 176V175H181ZM213 176V175H212ZM232 176V175H231ZM238 176V175H237ZM261 176V178H263ZM8 177V176H7ZM19 177V176H18ZM130 177V176H129ZM175 177V176H174ZM177 177H180V175L179 176H177ZM188 177V176H187ZM186 177V178H187ZM192 177V176H191ZM215 177V176H214ZM217 177H218V175H217ZM222 177V176H221ZM224 177H225V175H224ZM223 177V178H224ZM227 177V176H226ZM241 177V176H240ZM247 177H245V179L247 178ZM20 178H22L21 176H20ZM30 178V177H29ZM34 177H32V179H33ZM160 178V177H159ZM190 178V177H189ZM208 178V177H207ZM228 178H229V175H228ZM231 178V177H230ZM229 178V179H230ZM249 178V177H248ZM253 178H254V176H253ZM256 178H258V177H255L254 179L256 180ZM260 178V177H259ZM15 180L17 179V178H14ZM23 179V178H22ZM25 179H27L26 177H25ZM25 179H24V181H25ZM31 179V180H32ZM130 179V178H129ZM169 179V178H168ZM174 179V178H173ZM181 179H183V180H185V177L184 178H181ZM216 179V178H215ZM219 179H220V177H219ZM244 179V176H243V178L242 179H240V181H242ZM250 179V178H249ZM264 179V178H263ZM262 179V180H263ZM12 180V182H11V184L13 183V179H11ZM10 180V181H11ZM14 180V181H15ZM19 180V179H18ZM15 181V182H18V183H21L20 181ZM30 180V179H29ZM131 180V179H130ZM188 180V179H187ZM207 180V179H206ZM248 180V179H247ZM261 180V179H260ZM259 179H258V182L260 181ZM23 181V182H24ZM219 181V180H218ZM227 181V180H226ZM230 180H228V182H229ZM235 181V180H234ZM239 181V182H240ZM252 181V180H251ZM29 182V181H28ZM130 182V181H129ZM167 183H168V181H166ZM233 182V181H232ZM244 182V181H243ZM255 182H257V181H255ZM262 182V181H261ZM260 182V183H261ZM25 183H26V181H25ZM30 183V182H29ZM97 183H99V184H97ZM219 183V182H218ZM224 183H225V180H224ZM254 183V181H252V184H251V182L249 183V182H246V183H244V185L242 184V186H237V187H235V189H233V191H232V189H231V191H230V187H231V183H230V187L228 186V190L226 189V190H224V189H221V188H218V189H215L216 190V193H215V195H216V199L214 198V200H212L211 198V200L208 198V200H210V202H211V204H217V209H219V210H215V212H216V214H218V213H220L219 214V216L221 217H223V218H227L228 216H230L236 223L237 222H242L243 223V225L245 226V230H246V232L247 233H249V234H251V232H253V235H255V234H257V233H259L260 234V236L262 237V239H260V240H258L257 242H256V244L254 245V246H252V245H249V248L248 249H246L245 248V250H244V252H246L245 253V255L248 253V256H249V259L254 263V261H253V259L255 260V262L257 263L258 262V255H256V257L254 256V253L257 251V253H260V254H263L264 253V229H260L259 227H261V226H264V193L262 192L263 191V188H262V190L259 188L260 186H259V183H258V187H257V185L256 184H253ZM264 183V182H263ZM8 184H10V183H8ZM162 184H163V186H162ZM182 185H183V182L181 183ZM221 184H222V182H221ZM239 184V183H238ZM15 187H17V184L15 183ZM21 185V184H20ZM179 185V184H178ZM177 185V186H178ZM219 185V184H218ZM233 185H234V183H233ZM261 185V187H262V184H260ZM264 185V184H263ZM19 186V185H18ZM158 186V187H159ZM166 186H168V185H166L165 184V187ZM221 186V185H220ZM11 187V186H10ZM92 187V186H91ZM96 187H98V186H96ZM110 187H112V188H110ZM171 187V186H170ZM175 187V186H174ZM174 187H172V188H174ZM179 187V186H178ZM180 187H182V186H180ZM215 187H216V185H215ZM214 187V188H215ZM222 187V186H221ZM264 187V186H263ZM101 188H103V187H101ZM160 188V187H159ZM164 188V187H163ZM176 188V187H175ZM212 188V187H211ZM223 188H224V186H223ZM117 189V190H116ZM160 189H162V188H160ZM169 189V188H168ZM192 189V188H191ZM198 189V188H197ZM21 190V189H20ZM19 190V191H20ZM164 190V189H163ZM188 190V189H187ZM193 190V189H192ZM204 190V189H203ZM96 191V190H95ZM103 191V193H101V195H100V192H102ZM120 191V192H119ZM191 191V190H190ZM205 191H208V189H206ZM16 192H17V190H16ZM107 192V193H106ZM171 192V191H170ZM13 193V192H12ZM143 193V192H142ZM141 193V194H142ZM190 193V192H189ZM208 193V192H207ZM98 194V193H97ZM168 194V193H167ZM187 194V193H186ZM204 194V193H203ZM20 195V194H19ZM162 196H163V194H161ZM161 195H158L157 197H155V196H153V197H155V198H158V197H160ZM165 195H166V193H165ZM188 195H190L191 196V194H188ZM214 195V193L212 194V198L215 196H213ZM3 196H5V195H3ZM12 196H13V194H12ZM101 196V197H102ZM108 196V197H107ZM147 196V197H146ZM161 196V197H162ZM196 196V195H195ZM207 196H208V194H207ZM9 197V196H8ZM15 198L17 197L18 198V196L16 195V196H14ZM93 197V196H92ZM91 197V198H92ZM97 197V196H96ZM152 197V198H153ZM188 197V196H187ZM89 199H90V197H88ZM163 198H164V196H163ZM6 200H8L7 198H5ZM14 199V198H13ZM89 199H87V200H89ZM93 199V198H92ZM91 199V200H92ZM99 199V198H98ZM102 199V198H101ZM100 199V200H101ZM166 199V198H165ZM186 199V198H185ZM184 199V196H183V198H177V199H173V200H167V201H170V203H182V202H185L186 200ZM205 199V198H204ZM1 200H2V198H1ZM17 200V201H16ZM103 200V199H102ZM164 200V199H163ZM189 199H187V201H188ZM193 200V199H192ZM3 201H5V200H3ZM9 201L11 202V201H14V200H11V197L9 198ZM205 201V200H204ZM10 202H8V203H10ZM206 202H207V197H206ZM205 202V203H206ZM209 202V203H210ZM2 203V202H1ZM64 203V202H63ZM62 203V204H63ZM62 204H60V205H62ZM65 204V203H64ZM59 205V206H60ZM1 208V207H0ZM51 208V207H50ZM53 208V207H52ZM63 208V206L61 207V209ZM106 208V209H107ZM46 209V210H45ZM58 209H60V208H58ZM57 209V210H58ZM64 209V208H63ZM105 209V208H104ZM53 210H54V208H53ZM55 211V210H54ZM101 211V212H102ZM48 213V212H47ZM55 214H57V212H55ZM98 214H100V213H98ZM99 216V215H98ZM97 216V217H98ZM43 217H44V215H43ZM58 217V216H57ZM37 219V220H36ZM33 220H35L37 223L35 224V225H31V222L33 221ZM43 220V219H42ZM47 220L49 221V222H47ZM55 227V229H54V227ZM93 226H95V225H93ZM93 226L91 227V228H93ZM242 226V225H241ZM243 227V226H242ZM241 227V228H242ZM55 230V231H54ZM97 230V229H96ZM101 231V230H100ZM96 232V231H95ZM26 233V234H25ZM84 233H86V232H81V233H79L78 234V236H79V239L78 238H76L77 240H71V241H69V242H67L66 243V246H65V251L64 252H66V254H70L71 256H73L74 254H75V252H77L79 249H80V245H81V243H80V239H81V237L83 236V234ZM55 234V233H54ZM242 234V233H241ZM1 236V238L3 237L2 235H0ZM51 236H53V235H51ZM251 236H252V234H251ZM8 237L6 238V239H8ZM28 237V238H27ZM48 237H50V236H48ZM84 237V236H83ZM3 239H5V237L3 238ZM42 239V238H41ZM80 240V241H79ZM28 241H29V243H28ZM87 241V240H86ZM8 242H9V239H8ZM10 242H12V243H10V245L9 246H11L12 244H13V241H10ZM24 242V243H23ZM84 242V241H83ZM7 244H9V243H7ZM38 244H40L39 242H38ZM38 244H37V246H38ZM18 245H17V248L16 249H18V248H20V246L18 247ZM76 245V247H74ZM13 246H14V244H13ZM40 247V246H39ZM42 247V246H41ZM54 247V244H52L51 245V249H49V250H47V249H45V253L42 255V256H44L45 254H47V253H49L50 252V250H52V248ZM14 248V247H13ZM14 248V249H15ZM26 248V249H27ZM78 248V249H77ZM14 249H12V250H14ZM63 249V247L61 248V250ZM75 249H77L76 251H75ZM11 249H10V252L12 251ZM19 250V249H18ZM37 250V249H36ZM238 250V249H237ZM14 251H16V250H14ZM20 251V253L22 252V249L21 250H19ZM124 251V250H123ZM126 251V250H125ZM124 251V252H125ZM7 252H9V251H7ZM33 252H35L36 253V251H33ZM127 252H129L130 253V251L128 250ZM30 253V252H29ZM158 253V252H157ZM161 253V252H160ZM240 253H242V252H240ZM9 253H5V256H0V262H2V260L5 258V257H9V255H8ZM13 254V253H12ZM38 254V253H37ZM65 254V255H66ZM133 254V253H132ZM159 254V253H158ZM165 254V253H164ZM164 254H163V256H164ZM194 254H196V251H195V253ZM198 254H199V252H198ZM232 254H234V252L232 253ZM237 254V253H236ZM259 254V255H260ZM17 254H15V256H16ZM41 255V254H40ZM40 255H38V257L40 256ZM56 255V254H55ZM55 255H54V252L53 253H49V254H47L45 257H43V259H40V261L38 260V259H36V257H34V259H36V260H38L37 262V264H56V262L58 263L59 261H61L62 260V257H65V255L64 256H60V257H55ZM14 256V257H15ZM24 256V255H23ZM41 256V257H42ZM184 257H185V255H183ZM182 256V257H183ZM189 256V255H188ZM193 256V255H192ZM200 256H201V253H200ZM234 256V255H233ZM247 256V255H246ZM253 256V257H252ZM25 257V256H24ZM37 257V258H38ZM169 257H170V255H169ZM10 258H12L11 256H10ZM23 258V257H22ZM172 258V257H171ZM170 258V259H171ZM26 259H27V257H26ZM29 259L32 261V259L29 257ZM33 259V260H34ZM173 259H174V257H173ZM178 259H179V257H178ZM185 259H186V257H185ZM6 260V259H5ZM23 260V259H22ZM35 260V261H36ZM131 260V259H130ZM164 260V259H163ZM180 260H182L181 258H180ZM201 260V259H200ZM247 260V259H246ZM9 261V260H8ZM31 261H29V262H31ZM162 261V260H161ZM168 261V260H167ZM171 261H173L172 259H171ZM175 261H177L178 262V260H176L175 259ZM188 261V260H187ZM26 262V261H25ZM27 262H28V259H27ZM67 262V261H66ZM129 262V261H128ZM131 262H132V260H131ZM185 262V261H184ZM245 262V261H244ZM6 263V262H5ZM9 263H11V262H9ZM34 263V262H33ZM171 263V262H170ZM169 263V264H170ZM190 263V262H189ZM199 262H197V264H198ZM21 264H22V262H21ZM24 264V263H23ZM32 264V263H31ZM36 264V263H35ZM69 264V263H68ZM132 264H133V262H132ZM135 264V263H134ZM175 264H183V263H181V262H179V263H175ZM185 264V263H184Z\"/></svg>", "mask_w": 264, "mask_h": 264}]
</instances>
